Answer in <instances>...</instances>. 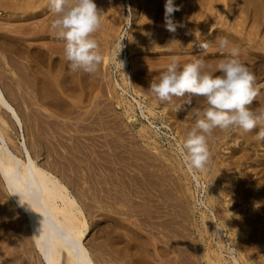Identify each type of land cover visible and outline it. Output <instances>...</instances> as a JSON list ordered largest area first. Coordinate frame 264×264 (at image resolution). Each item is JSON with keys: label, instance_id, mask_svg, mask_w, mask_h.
<instances>
[{"label": "rangeland", "instance_id": "374dc122", "mask_svg": "<svg viewBox=\"0 0 264 264\" xmlns=\"http://www.w3.org/2000/svg\"><path fill=\"white\" fill-rule=\"evenodd\" d=\"M14 1L13 0H0V44L2 43L0 45V86H1V88H2V90L4 92V94H5L6 98H8V101L16 109V111H17V113H18V115H19V117L21 119L22 127H18L15 124L14 120L10 117V115L8 113L4 112V111H3L4 112L3 113L1 108H0V114H1L0 116L4 115L3 118H5L6 114H7V117L5 119H3L5 122L0 120L1 121L0 123H2V124H0V129L3 130V133L5 134V138L8 140L10 148L13 151H16L17 153L16 152L15 153L19 157H21L23 159H24V154H23L24 151H23V147H22L21 142L24 139L26 144H27V146H28V148L30 149V151L33 152L32 153L33 156H37V158H36L37 162L44 169L50 170L51 172L54 171L53 172L54 174H56L57 176L59 175L58 177L64 183H66L68 185V187L70 188V190H71L72 194L75 196V198L77 200H80L78 202L83 207L85 218L88 221L89 226H90L89 231L85 235V238H84L83 241L86 244V246L89 248V250L91 251V255L95 259V263L96 264H137V263L140 262L139 264H146V263L147 264L148 263L149 264H153V263H155V264H163V263H161V261L163 259L162 262H166L168 260V262H166L164 264H167V263L168 264H174V263L180 264L178 262H182V264H183V262H186V264H189V263H191V264H208V260L205 257V253L209 252L210 255H213V252L217 251V252H222L223 258L225 259L226 263H232L233 264L232 255H236L237 257H239L241 264H264V249L261 248V245H263L262 247H264V225H263L264 224V219L263 220L261 219V218H264L263 217L264 214L260 213V211L261 212L264 211V209L261 210V208L264 207V197H263L264 196V194H263V192H264V187H263L264 186V149L262 150V148H264V142H261L259 144V146H257V147L261 148V144H263L262 148H261L262 151L259 148H257V147H254V150H253V148H248V149H250V151L248 149H247L248 151L247 150H243L242 146H245L246 143L242 142L243 139L240 137V133L243 134V132H244L242 129L230 128L228 130H220V129L217 128V129H215L213 131V133L208 138V146H209V150H210V160H209L208 164L206 165V170L203 171V172H200V171H197V170L189 171V169L185 166V164H184V162H183V160L181 158V155L178 152V147H179L180 144H182L184 142L187 131L190 130L191 126L194 123V120H193L192 116L188 115L189 111L191 110L190 108L195 107L197 105L200 106V107L206 106V104L204 102V99L202 97H198L195 100L196 97L195 98L193 97L192 98V104L189 105V104L184 102V101L187 100L188 96L190 95V94L186 93L185 97H183V99L182 98H176V99L174 98L172 100V102H167V101L159 100L153 93L148 91L150 83L152 82V80L154 78L158 79L159 76H160L159 74H161V72L167 70L168 65L171 63V59H170V62L168 60L169 58H171L170 57L171 55L172 56L173 55L175 56L176 54H177L176 56L180 55L179 64H180V67L182 68L185 64L193 62L194 58H203V59H205V57H204L205 53L207 51H210V50L205 51L203 48H201L200 45H198V46L195 45L196 47L192 48L193 45H184L183 47H180V46H176V45H173V44L171 45L170 44V45H165V49L168 48L167 50L163 49L165 51L164 52H160L161 49L160 50L159 49L156 50L155 48H152L151 45H142L141 43H136L134 41H132V43L129 42L130 41V37H129L128 33L131 32V30L130 29H126L127 25H126V23L124 21V18H122V17H124L125 13L126 14L128 13L127 4L129 3L132 6V9H131L132 15H130L131 22H133L134 24H136L138 26V24H139L138 22H140L141 17L144 14H146V13L149 15V17H151V20H152L153 24H155L160 19V17L164 18V4L166 3L165 2L166 0H153L154 2H152V0H141V1L140 0H116V1L112 0V2H110L109 0H108L109 2L107 0H94L96 5L98 4L97 5L98 10H100L102 12V9H103L102 17H104V18L101 17L103 19V20H101V24H102V22L104 24L105 20L108 21L110 19V16L115 15L116 14L115 13L116 10H117L118 19H120V21L123 19L122 21H124V22H121V24L119 25V27H118V31L119 32L117 34L116 33H107V31H102V30L106 29L104 27L106 25L104 24V26L102 27V25H103L102 24L100 26L99 30H98V33H97V31L94 32L96 36H94V34L92 33L90 38L94 39L93 38V36H94L96 41L100 40L99 43L97 41V43L99 44L98 45L99 47L102 44L106 47V49H105L104 46L102 45L103 47L101 46L100 50L102 51V49H103L104 51L103 52L99 51V52L101 53L102 57H103L104 54H105V56L107 55L106 56L107 58H108L109 50L112 48L113 44H115L118 41L119 37H121L125 41L128 51H129V49H128L129 46H132L134 48V50L132 51L133 53L132 52H128V55H127L129 57V62L126 65V67H127L126 69L128 71L127 74L124 75L125 71L122 69V66L120 64H118V61H121L125 57V52L127 50H123V51L117 52V54L113 57L112 60L110 59V61H108L106 59L107 60L106 63H105V58H104L105 56H104L103 59H102V61L103 60L104 61L102 63H103V65L105 67H103L102 63H100L101 64L100 66L103 67V69L98 65L97 70L94 73H88V74L86 72H84L83 70H80V71L78 70L76 72L70 71L69 67H67L69 65L68 64L69 61L66 59V61H67L66 64L67 65L64 64L62 66L60 72L57 71L59 74L57 73L58 75H56V73H55V76L54 75L53 76L49 75L48 72H46L47 71V65L45 64V62L42 64V62H39V60L35 59L31 55L32 49H31L30 52L27 50V48L25 49V47H32L33 46V42L32 41H34V42L38 41L37 39H35L37 37H35L36 34L34 33V30H33L35 28L34 25L41 24V22H40L41 20L43 22H45V21L47 22V20H50L49 24H52V22L55 19H57V14L54 16L53 12L50 9V5H49L50 4V0L42 1V5H40L39 7L36 6L38 4H35V3H37L35 1H38V0H32V1L31 0H27L28 2L25 0L23 3H22V0H20V1L16 0L15 2ZM185 1H186V3H185ZM230 1L227 0V2H229L230 4L232 3V4L230 5L229 3L226 2L225 8H224L225 11H223V15L221 17L223 22L225 23L227 21V23H225L223 26H220V27L217 26L218 30H220L218 35H221V36L229 35V37L227 36V38H229V41L233 40L234 42L235 41L236 42L234 44H232L233 42H231L230 45L227 48L223 49V50L219 48V45L215 46V47L213 46V45H216L217 43L216 44H212L211 47H209V48H212V46H213V48H215V51L220 53V54L218 53L219 55H216V54L213 53L212 57H211L212 60H208L207 62H205L206 63L205 70L211 72L214 75L219 74L218 70H217V65L223 58H225L229 54V49L228 48H230L231 46H238L239 49H240V52H242L243 50H244L243 51L244 53L246 52L244 55H243V53H242V55L240 53L239 56L241 55L240 57H242V58H239V59L249 69H250V67L253 66V63H254L252 51H256V50L259 51L256 47H254V48L250 47V45L248 43V39L249 38H247L248 36L246 35L248 30L250 29V23L249 22H251L250 21L251 17L249 16V14L251 13L252 8L254 7L253 6V1L246 0L247 4H246L245 13L244 12L240 13L239 11H237V5L235 3L236 0H230ZM5 2H7V4ZM13 2H14V4L16 6H17V4H19L18 2H21L22 3L21 6L23 5V7H20L18 5L16 7L18 9L13 11L12 7L15 6L14 4H13L14 6H12ZM32 2H33V5H32ZM97 2H99V3H97ZM201 2H202V0L199 1L197 3V5L196 4L194 5L191 2L188 3L187 0H175V4L181 9V10H179L180 12L177 11V12H179V14L178 13L176 14V12H175V14H173L174 22H175V19L180 17V18H178L176 20L178 22L180 21L178 23V25H180V26H178V27H180V28L182 27V29H183L184 26H187V24H189V23L191 24L192 22H194V20H196V18L198 16V13H201L203 10H205V7H204L203 3H201ZM10 3H11V5H10ZM24 3H25V5H24ZM26 3L29 6H27ZM100 3H101V5H100ZM111 3L113 4V6H112ZM138 3H140V4H138ZM45 4H46V6H43ZM198 4L201 5V6H199V8H196V7H198ZM138 5H140V6L142 5V6L140 7ZM229 5L231 6V8H230L231 10L229 9ZM257 5H258V7L260 5L261 9H264V0H260V2L257 3ZM24 6H25V8H24ZM30 6H31V8H30ZM101 6H103L104 8L101 7ZM158 6H160V7H158ZM189 6L192 8V10H190V12H188L189 8H190ZM36 7H37V9H36ZM16 8L14 7V9H16ZM21 8H22V10H21ZM145 8H146V10H144ZM112 9H114V11ZM228 9L231 12H229ZM105 10H107V11H105ZM184 10H187V11L184 12ZM227 10L231 14H229L227 12ZM104 11L107 12V13H104ZM159 11H160V13H159ZM50 12H51V14H50ZM37 13H38V16H40L42 18L38 17ZM45 13H47L46 14L47 17L44 18L43 15H45ZM142 13H143V15H142ZM187 13H189V14H187ZM190 13H191L192 17L190 15ZM227 13H228V15H226ZM232 13H234V14H232ZM105 14L108 15V18L106 17L107 19L105 18ZM109 14H110V16H109ZM49 15H51V16H49ZM179 15H182V16H179ZM187 16L190 17V18H187ZM225 16H226V18H225ZM235 16H236V18L238 17L239 18L238 19L239 22H241V26H240V30L241 31L240 32L237 31L235 28H233V26L236 25V22L234 21L236 19ZM239 16H242V18H240ZM152 17H153V19H152ZM246 17H247V19H246ZM38 18H40L39 21H37ZM193 18H194V20H193ZM232 18H233V21H232ZM243 18L245 19V21H244ZM187 19H189L188 22L185 21ZM35 20H36V22H35ZM263 20H264V18H263ZM107 21H106V23H107ZM37 22H38V24H37ZM184 22H185V25L183 24ZM242 22H244V23H242ZM31 25H33V29H32ZM103 28H105V29H103ZM26 29H27V33L28 34L26 33ZM224 29H226L225 30L226 32L224 31ZM23 30H25V33L22 32ZM224 33H226V34H224ZM45 34L47 36L44 35V39H41V40L44 41V40L51 39L49 41H52L53 43H55V42H57V39H58V43H62L63 47L65 49V42L63 40L57 38V30L52 29L51 32H46ZM49 34H51V35H49ZM233 34H234L235 37L233 36ZM1 35L3 36V38H2ZM31 35H33L34 37L31 36ZM101 35L102 36L107 35V37L106 36L102 37ZM52 36H53V38H52ZM4 37H5V39H4ZM13 37H14L15 40L20 42V44L17 45L18 46L17 47L18 51H14L16 49V47L13 46L12 43L8 42L9 40L6 41V39H10L11 41H13L14 40ZM24 37H25L26 40L24 39ZM27 37H29V38H27ZM237 38H239L240 42L237 41L238 40ZM2 40H4L3 41L4 44L6 43L5 45H3ZM41 40H39V42H36V43L40 45ZM149 40H151V37L149 38ZM258 40H261V38H258ZM21 41H22V43H21ZM23 41L27 42V44L25 42L23 43ZM29 41H30V43H32V45H30ZM213 41H215V39H213ZM213 41L211 43H214ZM101 42H102V44H101ZM21 44L23 45V47L21 46ZM24 44H26L27 46H25ZM6 45H8V46H6ZM3 46H5V47H3ZM10 46H11V48H7V47H10ZM19 46L24 48V50L22 48H19ZM136 46H137V48H136ZM138 46L139 47L141 46V47L139 48ZM185 46L188 47L189 49L185 48ZM247 46H248V48H246ZM2 47L4 49L5 48L8 49L9 51H7L6 49L4 51ZM245 48H246V50H245ZM19 49H21L22 51L19 50ZM152 49H154V50H152ZM98 50H99V48H98ZM142 50L144 51L145 54L143 53ZM178 50H179V52H178ZM224 50H225V53H227V54L223 55V57H219V56H221L222 53H224ZM11 51H12V53H11ZM137 51L138 52L139 51L142 52L141 54L143 56L141 54H139ZM156 51L159 52V53H156ZM188 51H189V54H188ZM18 52L20 54H18ZM21 52L25 54L24 57H23V54ZM175 52H176V54H174ZM180 52H182L183 54L180 53ZM148 53H150V54H148ZM155 54H159V55H155ZM246 54H247V57L249 55V58H245L244 57V56H246ZM3 55L6 57V59L9 57V59H7V60H12L13 59L14 61H12V62L9 61V65H5ZM13 55L14 56L17 55V56L14 58ZM139 55H141V56H139ZM251 55H252V57H251ZM26 56L27 57L29 56V58L28 59L25 58ZM10 57H13V58L10 59ZM19 57H21V59ZM167 57H169V58H167ZM22 58H23V60H22ZM144 58L145 59L148 58L151 61L148 60V59L146 61V60H144ZM166 58H167L168 61L166 60ZM152 59H154L155 61L152 60ZM162 59H163V61L165 60L164 61L165 63L162 61ZM217 60H218V62H216ZM30 61H31V63H30ZM210 61L213 64H211ZM153 62H156V66H155V63L153 64ZM160 62H163V63L161 64ZM12 63L14 65H12ZM15 63H16V65H19V63H21L23 66L20 65L19 67L17 66V68H14V67H16ZM159 63H160V65H158ZM24 64L25 65L27 64L25 66L26 68L24 67ZM30 64H31V66H30ZM44 64H45V66H44ZM140 64H141V66H140ZM148 65H150V66L148 67ZM33 66L36 67L37 69L33 68ZM151 66H153L154 68L151 67ZM42 67H43V69H42L43 71H41ZM18 68H19V70H18ZM28 68L29 69L33 68V69H30V71L29 70L26 71V69H28ZM98 68H101L102 70L101 69L98 70ZM105 68L107 70V73H106V70H104ZM149 68L152 69V70H150ZM137 69H138V71H137ZM148 69H149V71H148ZM34 70H38V71L35 72ZM63 70H66V72L64 71V73L66 75L65 74L63 75ZM23 71L25 73H23ZM98 71H100V72H98ZM134 71H136V72H134ZM139 71L140 72L142 71V73H140ZM28 72H31V73L28 74ZM34 72H35V74H34ZM44 72H46V73H44ZM78 72L83 73V74H80ZM102 72H104V73H102ZM36 73H38V74L36 75ZM105 73H106V75H105ZM108 73H109V75H108ZM136 73H138V77H137ZM40 74L41 75L44 74V75L41 76ZM71 74L74 77L76 75V77L72 78ZM97 74H99L100 76L97 75ZM101 74H102V76H101ZM143 74H147V75L144 76ZM31 75H32V77H31ZM34 75L35 76L39 75L38 77H40V76L41 77L40 78H38V77L34 78L33 77ZM48 75H49V77H52L51 79L54 81V85L51 86L52 88H50V89H49V87L44 88L45 87L44 86L43 88L46 89V90H44L43 88L41 89L42 86L39 88L37 85L32 84V80H33V83L35 82V84H36V81H37L36 78H38L39 81H40V79L42 81V80H45L44 76L47 77ZM87 75L90 76L89 79L91 78L92 80L88 79V81H87V79H86V78H88ZM149 75L151 76V78L149 77ZM21 76H22V78H21ZM79 76H80V79H79ZM129 76H131L133 82H135L134 85L138 89V91L140 92L139 95L136 94L131 89L129 90V93H125V92L122 91V88L124 87V82H123L124 78L125 77L129 78ZM133 76H134V78L136 77L135 80H134ZM146 76H147L148 79L151 80L150 82L148 81V79L146 80ZM263 76H264V73H262L261 75H258L256 77L257 79H256L255 83L259 87H258V94H257L256 98L254 99L253 104L251 105L252 108H257V107H263L264 106V105H262V104H264L263 103L264 99H262V101H261L262 103L261 102L259 103V101L261 100L262 95L264 94V91H263L264 90V79H263L264 77ZM66 77H68V78H66ZM70 77L73 80L70 79ZM102 77H103V79H101ZM109 77H110V79H109ZM31 78H32V80H31ZM65 78H66V80H65ZM98 78H99V80H98ZM105 78H107L106 81L104 80ZM142 78H143V80H139V79H142ZM68 79L71 82H69ZM81 79L85 80V82H83V80H81ZM22 80H23V83H22ZM24 80L26 82V85H25ZM17 81H18V83H16ZM19 81H20V84L22 83L24 86H27V87L25 88L23 85L20 86ZM65 81H68V82H65ZM81 81L83 82L82 85H81ZM86 81L87 82L90 81L89 82L90 85ZM100 81H103L102 85H105L104 88L106 87V89H103L102 86L99 87V85H101L100 83H102ZM108 81H110V82H108ZM60 82H61V84L65 82L64 83L65 85H68V83H71V84H69L68 85L69 87L67 88L63 84H62V86H65V87H62L60 85ZM95 82H98L99 85H97L98 83L95 85ZM107 82L110 83V84H108ZM136 83H138L139 88L136 86ZM139 83H142V85L139 84ZM146 83H147V85H146ZM85 84H86V87L83 88V86H85ZM87 84H88V86H87ZM91 84L93 86H96L95 90H94V87H92ZM31 85H32L33 88L31 87ZM70 86H73L72 90H71ZM36 87H37V89H36ZM98 87H99V92L97 90ZM107 87L111 91L113 90L112 91V95H113V92H114V96H111V93H110L111 91H109L107 89ZM53 88L55 89V91H54ZM61 88H63V90H61ZM87 88H89V90ZM39 89H40L41 92L44 90L43 94H45L46 93L45 91H47V97L50 94V92H51L50 96L52 95V91L55 94H53L51 96L52 99H51V97L50 98L48 97L50 100L49 99L47 100L46 99L47 98L46 94L43 96L42 93H38V92H40V91H38ZM48 89L49 90L53 89V90L52 91H48ZM90 89H91V91H90ZM102 89H103L102 92H104V94H102V92H101ZM35 90H37V91H35ZM70 90L72 91V95H68V94H71ZM73 90H74V92L76 90H78V92L76 91V93H79L80 95L77 94L76 96H74L76 93H74ZM85 91H87V92H86V95L84 96ZM94 91H96V93H94ZM108 91L110 93L109 95H107ZM115 92H116V95H115ZM56 93H58L59 95L56 96ZM40 94L42 96H40ZM38 95L40 97L44 98V102L46 104L43 102L42 98L38 97ZM96 95H97V98H96ZM54 96H56L55 99H54ZM78 96H80V99H79ZM87 96H88V99L90 97H92L91 100L89 99L90 102L89 101L86 102V100H88ZM77 97H78V102H77V99H76ZM37 98L38 99L40 98V99L37 100ZM116 98H118L117 102L115 100ZM262 98H264V95H263ZM57 99H58V102H56ZM82 99H83L84 102H82ZM95 99H97L98 101L95 100ZM138 99H140L142 101H145V103H147V104L149 103L151 105V107H152V113L148 112L146 110V108H143V110L145 111L144 115H143L142 112H141V109H140V107H139V105H138V103L136 101ZM52 100H53L54 104H56V103L58 104L57 107H56L57 104L53 105L51 103ZM59 100H62L60 102H63V105L64 104L65 105L63 106L62 103L60 105ZM65 100L67 101V103L65 102ZM156 100L160 104L159 103L154 104ZM38 101H40V102H38ZM91 101L92 102L94 101L93 102L94 104ZM95 101L97 103H95ZM99 101H100V103H98ZM152 101H153V104H152ZM85 102H86V104H84ZM175 102H178V104L175 103ZM68 103L71 104V105L69 106ZM117 103H119V105H117ZM128 103L134 106V111L129 109V116L126 113V110H127L126 108H129ZM161 104H165V105H161ZM180 104H181L180 107L183 108V109L179 108L177 110V107ZM257 104H258V106L256 107ZM72 105H73V107L70 108ZM142 105H144V104H142ZM43 106H45L46 109H44ZM61 106H62L63 109L61 108ZM64 107L65 108L69 107V108H68V110H66ZM89 107H92V108H89ZM93 107H94V110H93ZM95 107H96V109H95ZM58 108H61V109L59 110ZM84 108L86 110H84ZM71 109H73L74 112ZM79 109L80 110L83 109L84 111L83 110L80 111ZM63 110H64V113H63ZM87 110H88V112H87V115H86V111ZM60 111L62 112L63 115L60 114L61 113ZM83 112H85L84 116L86 118L82 116ZM66 114H69L68 115L69 117L67 116L68 119L64 120V119H66L65 118ZM79 115H81L82 117L79 116ZM88 115H91V116L93 115V116L91 117V116H88ZM38 117H40V118H38ZM0 118H2V117H0ZM36 118H37V120H36ZM47 118H49V120H51V121H49ZM83 118H85V119H83ZM88 118L89 119L92 118V119L88 120ZM38 119H40V120H38ZM41 119L43 121H45V120L48 121L47 123H46V121H45V123L43 122L46 125H43V123L40 122V121H42ZM36 121H38V123ZM61 121H62V123H61ZM64 121H67V123L64 122ZM48 123H50V125L47 126ZM36 124H38V125H36ZM40 124L43 125V126H41ZM85 124H87V128H86ZM120 124H121V126H119ZM141 124L145 125L147 127V130L152 132V133H150V135H152L153 137H155L157 139L158 147L162 151L165 152V156L166 157L165 156L162 157L160 155H156V153H154L155 151H152L151 149L147 150L149 148L145 144L144 137H141L139 135V133H137L139 131V128H140ZM1 125H2V128H1ZM260 125L264 126V123H261ZM39 126H41V127L39 128ZM102 126L104 128H102ZM113 126H116V128L115 127L113 128ZM117 126H119L120 129H119V127L117 128ZM3 127H5V128H3ZM107 127H109V128H107ZM77 128L79 129V131H78ZM84 128H86L87 131H85L86 129L84 130ZM114 130H115V132H117V134L115 132H112ZM117 130L120 131V132L118 133ZM240 130H242V132ZM4 131H6V132H4ZM120 133H121V135H120ZM257 133H258V131H256L255 134H257ZM123 135L125 136V138L123 137ZM132 135L134 136V138H132ZM58 138H60V139H58ZM127 138H129V139H127ZM239 138H240V140H239ZM98 139H100V140H98ZM102 139H104L103 143L101 141ZM110 139L111 140L112 139L113 140L116 139V141H114L115 143L112 142ZM60 141H62L63 143H61ZM97 141L98 142L101 141V145ZM51 142H54L55 145L53 144L54 145L53 146ZM95 142H97V143H95ZM104 142L108 143V144H105ZM118 142H119V144H117ZM123 143H126L124 145H126L127 147L124 146ZM243 143H244V145H243ZM131 144H133V145H131ZM136 144H137V147H136ZM142 144H143V147L141 148ZM59 145H61V147L62 146H64V147L61 148ZM112 145H115L113 147H115L116 149L112 148L114 150H111L110 148L112 147ZM128 145L129 146L130 145L134 146V148L133 147H128ZM139 145H140V147H139ZM56 147L61 148V149H58ZM123 147H125V148H123ZM138 147L140 149H142V152H141V150ZM38 148H39V150H38ZM108 148H109V150H107ZM100 149H101V151H100ZM117 149L119 151L118 154L116 153ZM134 149H136V150H134ZM138 149H139V151H137ZM144 149L147 150V152L148 151L153 152V154L148 152L149 153L148 156H150V157H148V156L146 157V155L148 153L147 152L145 153ZM57 150L59 151V153H60V151L62 152V153H60L59 156L61 157V154H62V157H63L64 160H62L61 158L59 159L58 156H56V158H55V155L59 154L57 152ZM103 150H104V152H103ZM128 150H130L131 152L128 151ZM143 150H144V155H143ZM237 150H240V151H237ZM251 150H253V151L256 150V151L253 152ZM95 151H97V152L95 153ZM120 151L121 152L123 151V152L121 153ZM134 151H136V152H134ZM244 151L245 152L247 151L249 153L247 154ZM98 152H99V154H98ZM101 152L104 153V156H100L99 157L100 154L103 155V153H101ZM110 152H111V154H110ZM233 153H235V154H233ZM52 154H54V156ZM63 154H64V156H63ZM95 154H98L97 156L99 158ZM123 154H124V156H123ZM131 155H133L134 157H137V158L141 157L140 161L142 162V164H141L140 161H138V159H136L134 157L132 158ZM171 155H172V158H174V159L168 160V158H170L169 156H171ZM52 156H53V158L55 160L57 158H58V160L54 161ZM111 156H113V157H111ZM121 156H123V157L121 158ZM126 156H128V157H126ZM129 157H131V158H129ZM152 157L154 158V160H153ZM65 158H69V159H67L69 161L65 160ZM95 158H98V159L95 160ZM118 158L120 159V161H119ZM157 158H158V160H155ZM164 158H165V160H164ZM52 159H53V161H52ZM100 159H102L101 161H104V162H102L104 164L103 167L107 164V166H105L107 169H105V167H104V170L107 171V173H105V171L103 172L101 168H98L99 165L102 164L99 161ZM150 159H152V160H150ZM160 159H161V161H160ZM234 159H235V162L237 164H235V162L233 161ZM49 160H51V161H49ZM71 160H73L74 162L72 161L73 163H71ZM78 160H79V162H78ZM96 161H99L100 164L97 163ZM115 161L116 162L119 161L118 162L119 165H117V163H115ZM124 161H126V163ZM128 161H130V162H128ZM143 161H146V163L148 161V164L146 165V163L143 162ZM93 162H95L96 164L93 163ZM151 162H153L154 164L151 163ZM49 163H50V165H49V167L47 166L48 167L47 168L46 165H48ZM55 163H56V165H55ZM63 163H65L66 165L63 164ZM88 163H89V165H91L93 163L94 164V165L92 164L93 167L94 166L96 167L97 164H98V166L96 168L94 167L96 169V171H95V169L93 167L88 166L87 165ZM111 163H112V165H111ZM127 163H129V164L131 163L130 166ZM231 163H234V165H236V166L233 167V164H231ZM149 164H151V165H149ZM152 164H153V166H152ZM224 164H225V166H223ZM227 164H228V166H227ZM58 165H61V166H59V168H58ZM109 165H110L109 169L112 170L115 167L114 168L115 170L113 169L112 171L111 170L109 171L108 170V166ZM123 165H125V166H123ZM161 165H163V166L161 167ZM64 166L65 167L68 166L67 167L68 169L64 168ZM146 166H147V169H146ZM178 166L182 167L183 169L182 170L178 169L175 172L173 170V168L174 167L177 168ZM100 167H102V165ZM138 167H140L141 169L138 168ZM144 167H145V170H144ZM167 167H168V169H167ZM228 167H230V168H228ZM232 167H233V169H232ZM240 167L243 170H241ZM57 168H58V170H57ZM137 168H138V170H137ZM156 168H159V169H157V171H156L155 170ZM160 168L162 169V171H161ZM65 169L68 172H66ZM92 169H94V170H92ZM169 169L171 171H169ZM239 169L242 172H240ZM61 170L63 172H65L64 174H67V176L66 175H62L61 173H59ZM124 170L126 171V173H125ZM146 170H147V172H146ZM149 170L150 171L153 170V172L152 171L150 172ZM100 171L102 173H100ZM113 171H114V173L116 171L117 172L115 174L114 173L112 174ZM120 171H122V172H120ZM97 172L101 174V177H99L100 174L98 175ZM119 172L122 175H120ZM124 173H125V176H123ZM133 173H137L138 175L136 174V176H134L135 174H133ZM141 173H143V174H141ZM158 173L162 174V175H166L167 174L168 176L166 175V176L163 177L161 175V178H160V175L159 176L157 175ZM94 174L96 176L98 175V177H95ZM107 174L108 175L110 174V176H108ZM126 174L127 175L130 174V175H128L129 177ZM194 174H196V176H197L198 183L196 182ZM60 175H62V176H60ZM105 175H107V176H105ZM147 175H149V176H147ZM235 175H237V176H235ZM64 176L66 178H63ZM126 176L128 178H126ZM133 176L135 177V179L137 181H140V182L142 181L144 183L142 184V182L140 183V182H137V181L133 182V180H135ZM138 176H139L140 180L137 179ZM143 176L146 177V179L148 178L150 180L147 179L148 180V182H147V180L144 179ZM246 176L248 178H246ZM92 177L95 178V182L97 181L96 184H98L100 188L95 184V182L93 180L94 178H92ZM122 177H125L124 179H126V180L123 179L124 180L123 181L122 179H120ZM132 177H133V180H132ZM165 177H167V178H165ZM170 177H171V181L173 180L172 184H168L169 182L171 183V181H169ZM236 177H237V179H236ZM1 178H2V176L0 174V243H1L0 244V251L2 250V254L0 252V262H1V259H3L1 264H45L43 262V260L41 259L39 248L36 246L35 241H34V237H33V234H32V229H31L32 224H31V219H30L29 214L27 213V211L25 209H23L19 205L18 201L16 200V197H14L11 194V192L8 191L9 188L6 187V184H5L4 180H3V178L2 179ZM69 178L71 179V181H70ZM151 178H154V179H151ZM155 178H157V179H155ZM230 178L232 180H234V179H236V180L232 181ZM244 178H246L247 181H245L246 179H244ZM64 179H65V181L66 180L67 181L65 182ZM111 179H113V180H111ZM117 179L120 182H118ZM129 179H131V180H129ZM159 179H161V180H159ZM238 179H242L241 182ZM151 180L152 181L154 180V181L152 182ZM162 180H164V182ZM243 180L245 181L244 183H243ZM99 181H101L100 182L101 185H100V183H98ZM111 181L112 182L114 181V182L112 183ZM116 181H117V186L120 189H122L125 194L120 189H118L116 184H114ZM125 181H128V182H126V184L128 183L129 185H126ZM238 181H239L240 184L243 183V185L241 186L238 183ZM132 182L133 183L136 182L137 184H141V185H137V186L135 185L136 183L133 184V186H136V187H134V189L137 190V191H135V190H134V192L131 191V190H133L132 189L133 188ZM155 182H157L158 184L160 183L159 187H158V184L155 183ZM102 183H103L104 187L102 186ZM249 183H251V185H249ZM150 184H151V186H150ZM161 184H162V186H160ZM220 184H221V187H220ZM119 185H121V187L123 186V188H121ZM218 185H219V187H218ZM254 185H256L255 188H254ZM107 186H108V189H110V188L111 189L109 191H106L108 193L105 194V192H104L105 190L104 189L107 190V188H105ZM114 186L116 187V190H115ZM138 186L139 187L142 186V187L139 188ZM226 186H227V189H226ZM248 186H249L250 189L248 188ZM260 186H261V188H259ZM143 187H144V189H143ZM152 187L155 188V189L153 190ZM245 187H246V190H245ZM97 188H99V189L97 190ZM147 188H149L150 191L154 192L156 195L154 193H152V194H154V195H152L151 192L149 191V189H147ZM157 188H158V190H157ZM233 188H235L236 190H234ZM100 189H102V190H100ZM255 189H256V191H255ZM96 191L97 192L101 191V194L104 192L103 193L104 195L103 194L102 195L103 196H107V197H108V194H109L110 198L112 197V200H107L109 197L108 198L107 197L106 198L105 197L104 198L101 197L102 195L98 194ZM251 191H252V193H250ZM78 192H80V193H78ZM221 192H222V194H221ZM244 192H246L249 195V197ZM74 193L77 194L78 196H76ZM137 193H139V196H141V197H139V196H138L139 198L136 197L138 195ZM140 193L141 194L143 193V197H142V195ZM96 194H98L97 196L99 198L96 196ZM112 194L115 195V197L112 196ZM120 194H122V195H120ZM250 194H251V196H250ZM254 194H256L257 196L254 195ZM258 194H259V197H258ZM210 196L213 197L212 198L213 199L212 202L210 201ZM261 196L263 198H261ZM117 197H118V199H116ZM240 197H242V198L244 197V198L243 199L241 198L242 199L241 200ZM257 197H258V199H257ZM100 198L102 199L103 202H105V205H104V203L102 201H100ZM260 198H261V200H260ZM120 199H121V201L123 199L122 203L120 202V205H121V207L125 206L123 208L124 210H122L121 208L120 209L118 208L119 207V205H118L119 203L118 202H114V200L115 201L116 200L120 201ZM150 199L152 200V202H151ZM226 199L228 200V202H231L229 206L233 207L232 211L230 212L231 216L229 215L230 216V218H229L230 222L233 223L231 228H233V227L237 228V226H238L237 235L239 234V236H236V237H233V238L228 233V230H227L226 227L223 228V230H221L220 233H217V232L215 233L214 232L215 223H213L212 219H211L213 217V212L218 217H220L222 219L225 218V214L222 211V207H223L222 202H223V200H226ZM237 199L240 200V201H238ZM245 199H248V200L244 201ZM128 200H129V202H128ZM132 200H134V201H132ZM153 200H156V201H153ZM236 200H237V203L238 202H241V203L237 204L235 202ZM109 201L113 202V203H111L112 205L115 203L113 206L110 205V206H112V207H110L111 209H109V207L106 208V206H109L108 204H110ZM124 201H125L126 204L128 203L129 205L128 204L126 205L124 203ZM242 201H243V203H242ZM257 201H258V203H257ZM139 202L140 203L144 202V204L143 205L141 204L142 206L141 205L140 206L139 205L134 206V207H136L135 210H134V207L132 205L130 206V204H133V203H134L133 205L140 204ZM145 203L148 204V205L151 204V205H149L150 208L148 206H146ZM234 203H236V204H234ZM123 204H124V206H123ZM156 204L159 205V206L158 205L157 206L160 209L156 206ZM262 204H263V207H261ZM115 205H116V207L118 208L119 211L116 210ZM233 205H235L236 208ZM236 205H239V206H236ZM249 205H251V206H249ZM253 205H255V206H253ZM85 206H87V207H85ZM145 206H146V208H143V210H145L144 212H146V214L150 215V217H153V218H150L144 212H141L142 207H145ZM153 206L157 207V211H155L156 208H154ZM113 207H115V208H113ZM130 207L131 208L133 207V209H131ZM138 207L139 208L141 207V209L139 210ZM151 207H153L154 209L151 210L152 209ZM258 207L260 208V211H259ZM87 208H89V210ZM126 208L127 209L129 208V209L127 210ZM147 208H148V210H147ZM250 208H252V210ZM149 209H150V211H153L154 215H153L152 212H151L152 214H150ZM125 210H127V211H125ZM243 210L246 211L247 213L246 212L244 213ZM249 210H250V212H249L250 214L248 213ZM99 211L101 212V215H100ZM147 211L149 213H147ZM154 211L156 212V214H155ZM215 211H217V212H215ZM165 212H167V213H165ZM218 212L221 213V214H219ZM238 212H239V214H238ZM252 212H255V213L257 212V214L254 215V213H252ZM168 213H171V214H168ZM175 213H176V215L178 213V215L180 217H178V215L175 216ZM234 213H237V214L234 215ZM133 214L136 215V216L133 217ZM159 214L161 216H159ZM247 214H249V215H247ZM127 215H128V217H127ZM129 215L132 216V217H129ZM256 215H258V216H256ZM184 216L186 218L185 221H184V219H185ZM203 216L208 218V221H209L208 227H206L203 224ZM250 216L251 217L253 216L252 218H254V220H255L254 222H256L255 224L253 222L255 228H253V225H251L250 226L251 229L248 227V225H244L245 222H246V224L249 223V225L252 224V221H250V220L248 221V219H252ZM125 217H126V219H125ZM240 217H241V219H239ZM115 218L117 220L118 219L120 220L122 218V220L116 221ZM140 218H142L141 220H143L145 218L146 221H144L145 220L144 219L143 222H142L141 220H139ZM245 218H247V219H245ZM258 219H260V220H258ZM18 220H19V222H18ZM124 220H128V222L126 221L127 224L124 223L125 225L123 224ZM236 220H238V221H236ZM148 221L151 223L150 224L151 226L148 225L149 224ZM163 221L168 226L172 225L173 227L172 226L171 227L173 229L170 230L171 227L166 228L167 226L166 227L164 226L165 224L162 223ZM167 221H169L171 223L168 224L169 222H167ZM218 221H220V219H218ZM110 222L112 224L111 225L112 227L109 224ZM120 222H122L121 224L123 226H120L121 225ZM153 222H155V223H153ZM156 222L157 223L160 222L162 224V226L160 225V223H159V225H157ZM236 222L237 223H241V224L243 223L242 225L244 226V229H243V226L241 224H240L241 225L240 226ZM107 223H108V225H107ZM114 223H115L116 226L113 225ZM234 224L237 225V226H235ZM259 224H261L262 227ZM129 225H131V226H129ZM152 225H153V228H152ZM114 226L115 227L119 226V227L115 228ZM246 226L248 227L247 230H246V228H247ZM99 227L100 228L102 227V228L100 229ZM98 228L100 230H98ZM111 228H112V230H111ZM126 228L130 229V232ZM115 229H117V230H115ZM124 229H126L127 232H125ZM131 229L133 230V232H135V235L137 234L136 237H138V235H141V236H139L140 239L137 238L138 239L137 240L134 237L135 235H134V233L132 232ZM242 229L244 230V232L245 231H247V232L246 233L242 232L243 231ZM253 229L255 231H253ZM104 230H106L107 232H105ZM205 230H207L208 234L206 233ZM99 231H100V234H99ZM118 231H121L122 234L120 232H118ZM240 234H241L242 237L240 236ZM248 234H249V236H248ZM127 236H129V237H127ZM131 236L134 237L135 239L134 238L131 239L130 238ZM247 236L248 237L251 236L250 237L251 239H249ZM261 237L263 239L261 241H259V242H256ZM177 239H179V240H177ZM146 240H148L147 243H146ZM168 240H170V241H168ZM175 240H177L178 244L174 242ZM248 240H250L249 242L251 243V246L253 245V247H250V244H248L249 243ZM98 242H100V245H99ZM149 242L151 244H149ZM165 242L166 243L168 242V244H166ZM173 242H174V244H173ZM246 242H248V243H246ZM261 242H262V244H260ZM253 243L257 244V246H255V244H253ZM157 244H159L158 247H157ZM169 244H170V247L172 245H174L175 248H179V247L180 248L177 249V251H176V249L173 246H172L173 248L171 247L172 249L170 247H168ZM166 245H167V247H165ZM99 246H100V248H99ZM254 246L256 247V249L254 248ZM146 247H149V248H146ZM229 247L232 250H229ZM241 247H243V248H241ZM244 247H246V248L250 247V248H247L249 251L246 250V248H244ZM257 247H259L260 249L259 248L257 249ZM157 248L162 250V252L159 251ZM168 248L171 249L170 250L171 253H169L170 256L167 253H165V252H167V250H169ZM251 248H252V250H251ZM173 249L175 251H172ZM155 250H158V251L155 252ZM163 250H164V252H163ZM178 250L179 251L181 250V252L179 253ZM152 251H154L155 255H154V253H152ZM150 252H151V255H152L151 257L149 255ZM157 252L158 253L160 252L159 254H161L162 256L157 254ZM177 252H178L179 255L177 254ZM163 253H165V254H163ZM180 254H182L181 257L183 256L182 259H181V257L179 258ZM154 256L156 257V258H154L155 260L152 259ZM164 256H166L168 258L169 257H173L171 259L174 260V262L171 261L170 258L169 259L168 258H164ZM1 257H3V258H1ZM175 257H177V258H175ZM190 257H191V259H190ZM183 258H184L185 261H183ZM147 259H150L153 263H151V261L149 262V260L147 262ZM179 259H181L182 261H180ZM138 260H139V262H138ZM192 260H193V262H192ZM187 261L189 263H187Z\"/></svg>", "mask_w": 264, "mask_h": 264}, {"label": "bare ground", "instance_id": "6f19581e", "mask_svg": "<svg viewBox=\"0 0 264 264\" xmlns=\"http://www.w3.org/2000/svg\"><path fill=\"white\" fill-rule=\"evenodd\" d=\"M14 1V0H13ZM16 1V0H15ZM14 1V2H15ZM18 1V0H17ZM20 1V0H19ZM25 0H22V3L24 2ZM27 1V0H26ZM32 1V0H31ZM42 1H45V0H38V1H35V2H37V3H35V4H38V5H36L37 7H39L40 5H42ZM108 1V0H107ZM110 2H112V0H109ZM108 1V2H109ZM116 1V0H115ZM141 1V0H140ZM139 1V2H140ZM199 1H201V0H187V2L188 3H192V4H196L197 5V3L199 2ZM230 1V0H229ZM250 1H253V8H252V11H251V13L249 14V16L251 17V22H249L250 23V29L248 30V32H247V38H249L248 39V43H249V45H250V47L251 48H254V47H256L259 51H252V54H253V61H254V63H253V66L252 67H250V70L253 72V74L255 75V77H257L258 75H261L262 73H264V20H263V18H264V9H261V7H260V5H259V7H258V5H257V3H259L260 2V0H250ZM258 1V2H257ZM10 2V1H9ZM14 2L12 3V6H14L15 4H14ZM28 2V1H27ZM114 2V1H113ZM145 2V1H144ZM147 2V1H146ZM152 2H154L153 0H152ZM164 2V1H163ZM166 2V1H165ZM182 2V1H181ZM226 2H227V0H202V2L201 3H203V5H204V7H205V10H203L201 13H198V16H197V18H196V20H194V18H193V20H194V22H192L191 24L189 23V24H187V26H184L183 27V29H182V27L180 28V27H177V29H176V31L173 33V32H169L167 29H166V27H165V22H164V18L163 17H160V19L155 23V24H153V22H152V20H151V17H149V15L146 13V14H144L143 15V13H142V17H141V19H140V22H138L139 24H138V26L136 25V24H134L133 22H131V19H130V15H132V11H131V9H132V6L128 3L127 4V8H128V13L126 14L125 13V15H124V17H122V18H124V21H125V23H126V25H127V27H126V29H130L131 30V32H129L128 33V35H129V37H130V41L129 42H131L132 43V41H134V42H136V43H141L142 45H151V47L152 48H155L156 50H160L161 49V51L160 52H164L165 50H167V49H165V45H176V46H180V47H183L184 45H193L192 46V48L193 47H196L195 45H201L202 43H204V42H209V43H211L212 41H213V39H216V37L217 36H221V35H218V33H219V31L220 30H218V27H220V26H223L225 23H227V21L224 23L223 22V20H222V15H223V11H225V5H226ZM231 2V1H230ZM235 2V1H234ZM233 2V3H234ZM262 2V1H261ZM6 4H7V2H5ZM19 4H17V6L19 5L20 7H23V5L21 6V2H18ZM49 3V2H48ZM97 3H99V2H97ZM149 3V2H148ZM178 3V2H177ZM185 3H186V1H185ZM227 3H229V2H227ZM236 5H237V11H239L240 13L241 12H244L245 13V10H246V4H247V1L246 0H236ZM4 4V3H3ZM5 4V5H6ZM14 4V5H13ZM112 4V3H111ZM138 4H140V3H138ZM153 4V3H152ZM200 4V3H199ZM198 4V7H196V8H199V6H201V5H199ZM230 4V3H229ZM232 4V3H231ZM230 4V5H231ZM10 5H11V3H10ZM24 5H25V3H24ZM26 5H27V3H26ZM31 5V4H30ZM32 5H33V2H32ZM50 5V4H49ZM98 5V4H97ZM100 5H101V3H100ZM163 5V4H162ZM229 5V9L231 8V6ZM16 5L14 6L15 8L17 7ZM27 6H29V5H27ZM26 6V7H27ZM43 6H46V4L45 5H43ZM48 6V5H47ZM112 6H113V4H112ZM138 6H140V5H138ZM142 6V5H141ZM140 6V7H141ZM155 6V5H154ZM187 6V5H186ZM14 7H12V9H13V11L14 10H17L18 8H16V9H14ZM19 7V8H20ZM37 7H36V9H37ZM49 7V6H48ZM101 7H103V6H101ZM147 7V6H146ZM158 7H160V6H158ZM181 7V6H180ZM190 7V6H189ZM233 7V6H232ZM263 7V6H262ZM24 8H25V6H24ZM28 8V7H27ZM30 8H31V6H30ZM45 8V7H44ZM98 8V7H97ZM104 8V7H103ZM155 8V7H154ZM153 8V9H154ZM186 8V7H185ZM191 8V7H190ZM189 8V11L188 12H190V10H192V8L190 9ZM29 9V8H28ZM33 9V8H32ZM49 9V8H48ZM152 9V8H151ZM156 9V8H155ZM154 9V10H155ZM158 9V8H157ZM184 9V8H183ZM228 9V10H229ZM20 10V9H19ZM21 10H22V8H21ZM46 10V9H45ZM44 10V11H45ZM113 11H114V9H112ZM144 10H146V8L144 9ZM159 10V9H158ZM181 10V9H180ZM228 10H227V12H228ZM231 10V9H230ZM229 10V12H231ZM100 11V10H99ZM105 11H107V10H105ZM104 11V13H107V12H105ZM153 11V10H152ZM185 11H187V10H184V12ZM46 12V11H45ZM109 12V11H108ZM111 12V11H110ZM140 12V11H139ZM180 12V11H179ZM179 12H176V14L178 13L179 14ZM228 12V13H229ZM35 13V12H34ZM40 13V12H39ZM42 13V12H41ZM48 13V12H47ZM47 13H45V15H43L44 16V18L45 17H47L46 16V14ZM102 13H103V9H102ZM115 15H112V16H110V14H109V16H110V19L107 21V20H105V22H104V24L106 25V26H104V24H103V22H102V27L104 26L105 28H103V29H105V30H102V31H107V33H118L119 31H118V27H119V25L121 24V22H124V21H120V19H118V16H117V10L115 11ZM149 13V12H148ZM156 13V12H155ZM159 13H160V11H159ZM182 13V12H181ZM228 13L226 14V15H228ZM243 13V14H244ZM36 14V13H35ZM49 14V13H48ZM50 14H51V12H50ZM119 14V13H118ZM175 14V13H174ZM183 14V13H182ZM187 14H189V13H187ZM193 14V13H192ZM225 14V13H224ZM229 14H231V13H229ZM232 14H234V13H232ZM237 14V13H236ZM42 15V14H41ZM53 15L55 16L56 14H54V12H53ZM120 15V14H119ZM140 15V14H139ZM190 15H191V13H190ZM37 16H38V13H37ZM49 16H51V15H49ZM53 16V17H54ZM122 16V15H121ZM175 16V15H174ZM179 16H182V15H179ZM247 16V15H246ZM36 17V16H35ZM38 17H40V16H38ZM101 17H102V15H101ZM108 18V15H106L105 14V18ZM112 17V18H111ZM191 17H192V15H191ZM240 18H242V16H239ZM40 18H42V17H40ZM40 18H38L37 19V21H39L40 20ZM52 18V17H51ZM102 18H104V17H102ZM101 18V20H103ZM106 18V19H107ZM120 18V17H119ZM178 18H180V17H178ZM177 18V19H178ZM187 18H190V17H188L187 16ZM225 18H226V16H225ZM234 18V17H233ZM233 18H232V21H233ZM235 18H236V16H235ZM245 18V17H244ZM243 18V19H244ZM49 19V18H48ZM152 19H153V17H152ZM177 19H175V22L176 23H179L178 21H176ZM192 19V18H191ZM239 18L237 17L234 21L236 22V25L235 26H233V28H235L237 31H241L240 30V26H241V22H239V20H238ZM246 19H247V17H246ZM155 20V19H154ZM153 20V21H154ZM174 20V19H173ZM188 20L189 19H187V20H185V21H187L188 22ZM227 20V19H226ZM106 21H107V23H106ZM134 21V20H133ZM191 21V20H190ZM225 21V20H224ZM231 21V22H232ZM244 21H245V19H244ZM35 22H36V20H35ZM41 22V24H38V22H37V24L38 25H34L35 26V28L33 29V25H31L32 26V29L34 30V33L36 34V36L35 37H37V38H35V39H37L38 41H36V42H39V40H41V39H44V35H46L45 33L46 32H51L52 31V27H51V24H49L50 23V20H47V22L45 21V22H43L42 20L40 21ZM39 22V23H40ZM248 22V21H247ZM233 23V22H232ZM242 23H244V22H242ZM246 23V22H245ZM184 25H185V22L183 23ZM234 24V23H233ZM243 25V24H242ZM248 25V24H247ZM218 26V27H217ZM101 27V28H102ZM29 29V28H28ZM31 29V28H30ZM31 29V30H32ZM182 29V30H181ZM220 29V28H219ZM226 29H224V31H225ZM20 31V30H19ZM222 31V30H221ZM236 31V32H237ZM23 33H25V30H23L22 31ZM32 32V31H31ZM226 32V31H225ZM26 33H27V29H26ZM53 33V32H52ZM97 33H98V31H97ZM104 33V32H103ZM28 34V33H27ZM94 34V36H96L95 35V33H93ZM224 34H226V33H224ZM241 34V33H240ZM239 34V35H240ZM3 35V34H2ZM1 35V36H2ZM34 35V34H33ZM33 35H31V36H33ZM49 35H51V34H49ZM53 35V34H52ZM103 35V34H102ZM101 35V36H102ZM111 35V34H110ZM215 35V36H214ZM217 35V36H216ZM9 36V35H8ZM12 36V35H11ZM47 36V35H46ZM45 36V37H46ZM93 36V35H92ZM93 36V38L95 39V37ZM98 36V35H97ZM104 36H106L107 37V35H104ZM104 36H102V37H104ZM225 36V35H224ZM226 36H228L229 37V35H226ZM231 36V35H230ZM233 36H234V34H233ZM242 36V35H241ZM15 37V36H14ZM14 37H13V39H14ZM34 37V36H33ZM56 37V36H55ZM91 37V36H90ZM151 37V40H149V38ZM235 37V36H234ZM240 37V36H239ZM246 37V36H245ZM244 37V38H245ZM2 38H3V36H2ZM27 38H29V37H27ZM32 38V37H31ZM52 38H53V36H52ZM57 38H58V36H57ZM97 38V37H96ZM113 38V37H112ZM258 38H261V40H258ZM4 39H5V37H4ZM12 39V38H11ZM12 39V40H13ZM24 39H25V37H24ZM33 39V38H32ZM34 39V40H35ZM49 39V38H48ZM98 39V38H97ZM104 39V38H103ZM106 39V38H105ZM229 39V38H228ZM234 39V38H233ZM236 39V38H235ZM238 40L237 41H239L240 42V40H239V38H237ZM7 40H9L8 42H10V43H12V45L13 46H15L16 47V49L14 50V51H18V46L17 45H19L20 44V42L19 41H17V40H13V41H11L10 39H6V41ZM26 40V39H25ZM49 40H51V39H49ZM49 40H41V43H40V45L39 44H37L36 42H34V41H32L33 42V46L32 47H25V49L27 48V50L30 52L31 51V49H32V51H31V55L35 58V59H37V60H39V62H42V64L45 62V64L47 65V71L46 72H48V74L49 75H54L55 76V73H56V75H58L59 73L57 72V71H59L60 72V70H61V68H62V66L65 64V65H67L66 63H67V61H66V57H65V52H64V47H63V44L62 43H58V39H57V42H55V43H53L52 41H49ZM62 40V39H61ZM111 40V39H110ZM231 40V39H230ZM247 40V39H246ZM4 40H2V42H3ZM98 41V40H97ZM96 41V42H97ZM100 41V40H99ZM99 41H98V43H99ZM25 41H23V43H24ZM61 42V41H60ZM164 42V43H163ZM213 42H215V41H213ZM230 42H233L232 44H234L235 42L232 40V41H230ZM21 43H22V41H21ZM26 44H27V42H25ZM29 43H30V41H29ZM35 43V44H34ZM58 43V44H57ZM97 43V44H98ZM2 44V43H1ZM0 44V45H1ZM6 44V43H5ZM4 44V42H3V45H5ZM26 44H24L25 46H27ZM101 44H102V42H101ZM130 44V43H129ZM213 44H216V43H213ZM9 45V44H8ZM8 45H6V46H8ZM11 45V46H12ZM30 45H32V43H30ZM29 45V46H30ZM99 45V44H98ZM103 45V44H102ZM101 45V46H102ZM230 45V44H229ZM11 46L10 47H7V48H11ZM12 46V47H13ZM21 46L23 47V45L21 44ZM100 46V47H101ZM104 46V45H103ZM102 46V47H103ZM214 47L215 46H218V44H216V45H213ZM213 46H212V48H208V50H210V51H207L206 53H205V62H207L208 60H212L211 59V57H212V54L214 53V54H216V55H219L220 53L219 52H216L215 51V48H213ZM3 47H5V46H3ZM2 47V48H3ZM22 47H20L19 46V48H22ZM100 47H99V51H101L100 50ZM139 47V46H138ZM141 47V46H140ZM139 47V48H140ZM143 47V46H142ZM150 47V48H151ZM164 47V48H163ZM211 47V46H210ZM232 47V46H231ZM230 47V48H231ZM14 48V47H13ZM12 48V49H13ZM104 48L106 49V47L104 46ZM136 48H137V46H136ZM135 48V49H136ZM185 48H188V47H186L185 46ZM230 48H228L229 50H230ZM246 48H248V46L246 47ZM246 48H245V50H246ZM6 49V48H5ZM5 49L3 48V50L5 51ZM11 49V50H12ZM23 50H24V48H22ZM129 51L127 50V47H126V43H125V41L121 38V37H119V39H118V41L115 43V44H113V46H112V48L109 50V52H108V58L105 56V54L103 55V57L105 58V63L107 62V60L108 61H110V59L112 60L113 59V57L117 54V52H120V51H123V50H127L126 52H125V57L120 61V62H122L123 63V67H122V69L125 71L124 72V75L125 74H127V67H126V65L128 64V62H129V57L127 56L128 55V52H132L133 50H134V48L132 47V46H129ZM147 49V48H146ZM163 49H165V50H163ZM173 49V48H172ZM175 49V48H174ZM179 49V48H178ZM189 49V48H188ZM7 51H9L8 49H6ZM19 50H21V49H19ZM108 50V49H107ZM106 50V51H107ZM151 50V49H150ZM149 50V51H150ZM152 50H154V49H152ZM227 50V49H226ZM250 50V49H249ZM22 51V50H21ZM104 50L102 49V51L101 52H103ZM105 51V52H106ZM143 51V50H142ZM148 51V50H147ZM169 51V50H168ZM181 51V50H180ZM244 51V50H243ZM240 52L241 53V55H242V53H243V55L246 53H244V52ZM27 52V51H26ZM138 52V51H137ZM155 52V51H154ZM178 52H179V50H178ZM186 52V51H185ZM7 53V52H6ZM11 53H12V51H11ZM22 53V52H21ZM133 53V52H132ZM139 54H141L142 52H138ZM143 53H144V51H143ZM156 53H159V52H157L156 51ZM171 53V52H170ZM180 53H182V52H180ZM179 53V54H180ZM187 53V52H186ZM219 53V54H218ZM18 54H20L19 52H18ZM23 54V57H24V53H22ZM59 54V55H58ZM130 54V53H129ZM145 54V53H144ZM148 54H150V53H148ZM162 54V53H161ZM165 54V53H164ZM173 54V53H172ZM174 54H176V52L174 53ZM183 54V53H182ZM188 54H189V51H188ZM227 53H225V50H224V53H222L221 54V56H219V57H223V55H226ZM251 54V53H250ZM27 55V54H26ZM58 55V56H57ZM142 55V54H141ZM141 55H139V56H141ZM147 55V54H146ZM155 55H159V54H155ZM177 55V54H176ZM175 55V56H176ZM185 55V54H184ZM240 55V56H241ZM2 56V55H1ZM14 56V55H13ZM17 55H15L14 56V58L16 57ZM143 56V55H142ZM149 56V55H148ZM154 56V55H153ZM161 56V55H160ZM163 56V55H162ZM167 56V55H166ZM174 56V55H173ZM186 56V55H185ZM239 56V58H242V57H240ZM3 57H4V62H5V65H9V61L10 62H12V61H14L12 58L13 57H10V59H12V60H7V59H9V57L6 59V57L3 55ZM134 57V56H133ZM138 57V56H137ZM146 57V56H145ZM152 57V56H151ZM170 57H172V55L170 56ZM179 57H180V55H179ZM182 57V56H181ZM217 57V56H216ZM245 58H249V55H248V57H247V54H246V56H244ZM251 57H252V55H251ZM20 59H21V57H19ZM18 58V59H19ZM25 58H29V56L27 57H25ZM136 58V57H135ZM139 58V57H138ZM143 58V57H142ZM158 58V57H157ZM167 58H169V57H167ZM167 58H166V60H167ZM214 58V57H213ZM218 58V57H217ZM19 59V60H20ZM107 59V60H106ZM148 59V58H147ZM147 59H145L144 58V60H146L147 61ZM160 59V58H159ZM216 59V58H215ZM220 59V58H219ZM16 60V59H15ZM18 60V61H19ZM22 60H23V58H22ZM134 60V59H133ZM139 60V59H138ZM137 60V61H138ZM148 60H150V59H148ZM152 60H154V59H152ZM169 60V62H170V58L168 59ZM167 60V61H168ZM21 61V60H20ZM34 61V60H33ZM104 61V60H103ZM102 61V62H103ZM151 61V60H150ZM155 61V60H154ZM159 61V60H158ZM162 61H163V59H162ZM165 61V60H164ZM163 61V62H164ZM166 61V62H167ZM101 62V63H102ZM139 62V61H138ZM141 62V61H140ZM163 62H160L161 64L163 63ZM216 62H218V60L216 61ZM25 63V62H24ZM30 63H31V61H30ZM33 63V62H32ZM110 63V62H109ZM148 63V62H147ZM155 63V66H156V62H153V64ZM158 63V62H157ZM160 63L158 64V65H160ZM165 63V62H164ZM210 63H211V61H210ZM45 64H44V66H45ZM69 64V63H68ZM118 64H119V62H118ZM139 64V63H138ZM150 64V63H149ZM211 64H213V63H211ZM11 65V64H10ZM12 65H14L13 63H12ZM20 65H22L21 63H19V65H16V63H15V66L16 67H14V68H17V66L19 67ZM27 65V64H26ZM25 64H24V67L26 66ZM35 65V64H34ZM60 65V66H59ZM101 64H99V66H100ZM102 65H103V63H102ZM106 65V64H105ZM23 66V65H22ZM30 66H31V64H30ZM122 66V65H121ZM140 66H141V64H140ZM150 65H148V67H149ZM209 66V65H208ZM13 67V66H12ZM28 67V66H27ZM65 67V66H64ZM68 67V66H67ZM101 67V66H100ZM103 67H105L104 65H103ZM103 67H101L102 69H103ZM137 67V66H136ZM143 67V66H142ZM147 67V66H146ZM151 67H153V66H151ZM21 68V67H20ZM26 68V67H25ZM33 68H35V69H37L36 67H34L33 66ZM33 68H30V69H33ZM101 68H98V70L99 69H101ZM154 68V67H153ZM13 69V68H12ZM30 69L28 68V69H26V71L27 70H29L30 71ZM40 69V68H39ZM43 69V67L41 68V71H43L42 70ZM101 69V70H102ZM140 69V68H139ZM145 69V68H144ZM150 69V68H149ZM149 69H148V71H149ZM159 69V68H158ZM161 69V68H160ZM18 70H19V68H18ZM21 70V69H20ZM104 70H106V68L104 69ZM136 70V69H135ZM142 70V69H141ZM150 70H152V69H150ZM155 70V69H154ZM164 70V69H163ZM12 71V70H11ZM35 72L36 71H38V70H34ZM40 71V72H41ZM64 71L66 72V70H63V75L65 74L64 73ZM71 71V70H70ZM80 71V70H79ZM133 71V70H132ZM137 71H138V69H137ZM147 71V70H146ZM157 71V70H156ZM32 72V71H31ZM31 72H28V74L29 73H31ZM35 72H34V74H35ZM39 72V73H40ZM46 72H44V73H46ZM73 72V71H72ZM98 72H100V71H98ZM134 72H136V71H134ZM140 72V71H139ZM154 72V71H153ZM161 72V71H160ZM164 72V71H163ZM23 73H25L24 71H23ZM33 73V72H32ZM58 73V74H57ZM70 73V72H69ZM78 73H80V72H78ZM102 73H104V72H102ZM106 73H107V70H106ZM106 73H105V75H106ZM140 73H142V71L140 72ZM149 73V72H148ZM156 73V72H155ZM162 73V72H161ZM38 73H36V75H37ZM68 74V73H67ZM73 74V73H72ZM71 74V75H72ZM80 74H83V73H80ZM88 74V73H87ZM96 74V73H95ZM132 74V73H131ZM137 74V77H138V73H136ZM135 74V75H136ZM26 75V74H25ZM41 75V74H40ZM42 75H44V74H42ZM41 75V76H42ZM49 75L47 76V77H45L44 76V78H45V80H42L41 81V79H40V81H39V79L38 78H40V77H38V76H33L34 78L35 77H38V78H36L37 79V81H36V84H35V82L33 83V80H32V78H31V80H32V84H34V85H37L39 88L41 87V89L44 87V88H47V87H49V89L50 88H52L51 86H53L54 85V81L51 79L52 77H49ZM66 75V74H65ZM97 75H99V74H97ZM108 75H109V73H108ZM140 75V74H139ZM144 76L145 75H147V74H143ZM156 75V74H155ZM160 75V74H159ZM88 76V75H87ZM95 76V75H94ZM100 76V75H99ZM101 76H102V74H101ZM104 76V75H103ZM142 76V75H141ZM154 76V75H153ZM157 76V75H156ZM30 77V76H29ZM31 77H32V75H31ZM58 77V76H57ZM64 77V76H63ZM74 76L72 75V78H73ZM75 77H76V75H75ZM74 77V78H75ZM89 77L90 76H88V78H86L87 79V81H88V79H89ZM107 77V76H106ZM140 77V76H139ZM149 77L151 78V76L149 75ZM260 77V76H259ZM264 77V76H263ZM20 78V77H19ZM21 78H22V76H21ZM43 78V77H42ZM66 78H68V77H66ZM66 78H65V80H66ZM71 77H70V79H72ZM83 78V77H82ZM108 78V77H107ZM107 78H105L104 80L106 81V79ZM133 78H134V76H133ZM136 78V77H135ZM135 78H134V80H135ZM141 78V77H140ZM145 78V77H144ZM35 79V80H36ZM61 79V78H60ZM79 79H80V76H79ZM101 79H103V77L101 78ZM100 79V80H101ZM109 79H110V77H109ZM148 78H147V76H146V80H147ZM157 79V78H156ZM257 79V78H256ZM264 79V78H263ZM262 79V80H263ZM20 80V79H19ZM73 80V79H72ZM77 80V79H76ZM81 80H83V79H81ZM89 80H92L91 78L89 79ZM98 80H99V78H98ZM138 80V79H137ZM139 80H143V78L142 79H139ZM158 80V79H157ZM30 81V80H29ZM62 81V80H61ZM68 81H69V79H68ZM68 81H65V82H68ZM75 81V80H74ZM86 81V82H87ZM111 81V80H110ZM110 81H108V82H110ZM148 81L150 82L151 80L150 79H148ZM24 82H25V80H24ZM31 82V81H30ZM41 82V83H40ZM59 82V81H58ZM64 82V83H65ZM69 82H71V81H69ZM83 82H85V80H83ZM82 81H81V85H82V83H83ZM90 82V81H89ZM89 82H87V83H89ZM100 82H102V83H100L101 85H99V83L98 82H95V85L97 84V85H99V87L100 86H102V88L103 89H106V87L104 88V86L105 85H102L103 84V81H100ZM107 82V83H108ZM124 87L122 88V91L123 92H125V93H129V90L131 89V90H133L136 94H138L139 95V91H138V89L135 87V82H133V80H132V77L131 76H129V78L127 77H125L124 78ZM143 82V81H142ZM261 82V81H260ZM259 82V83H260ZM16 83H18V81L16 82ZM22 83H23V80H22ZM20 84V81H19V84H20V86L21 85H23V84ZM64 83H62L63 85H65ZM114 83V82H113ZM112 83V84H113ZM258 83V84H259ZM262 83V82H261ZM28 84V83H27ZM41 84V85H40ZM62 84H61V82H60V85L62 86ZM69 84H71V83H68V85ZM108 84H110V83H108ZM107 84V85H108ZM111 84V85H112ZM116 84V83H115ZM139 84H141L142 85V83H139ZM25 85H26V82H25ZM68 85H65L67 88L69 87ZM89 85H90V83H89ZM92 85V84H91ZM110 85V86H111ZM140 85V86H141ZM145 85V84H144ZM146 85H147V83H146ZM149 85V84H148ZM24 86V85H23ZM60 86V87H61ZM65 86H62V87H65ZM87 86H88V84H87ZM136 86L139 88V86H138V83H136ZM25 88L27 87V86H24ZM31 87H32V85H31ZM71 87V90H72V87L73 86H70ZM76 87V86H75ZM86 87V84H85V86H83V88H85ZM92 87H94V90H95V87L96 86H93L92 85ZM99 87L97 88V90H98V92H99ZM143 87V86H142ZM33 88V87H32ZM43 88V89H44ZM66 88V89H67ZM81 88V87H80ZM110 88V87H109ZM114 88V87H113ZM121 88V87H120ZM141 88V87H140ZM35 89V88H34ZM36 89H37V87H36ZM48 89V91H52V90H49ZM65 89V90H66ZM88 90H89V88H87ZM101 89V88H100ZM103 89L101 90V92L103 91ZM107 89H108V87H107ZM44 90H46V89H44ZM43 90V91H44ZM61 90H63V88H61ZM70 90V91H71ZM109 91H111L110 89H108ZM115 90V89H114ZM34 91V90H33ZM35 91H37V90H35ZM38 91H40V89L38 90ZM38 92V93H42V95L44 96L45 94H46V97H47V91H45L46 93L45 94H43L44 92ZM54 91H55V89H54ZM67 91V90H66ZM69 91V92H70ZM77 92H78V90H76ZM76 91L74 92V90H73V92L74 93H76ZM90 91H91V89H90ZM109 91H108V94L107 95H109L110 93H111V96H114V92H113V95H112V91L109 93ZM264 91V90H263ZM57 92V91H56ZM63 92V91H62ZM68 92V93H69ZM84 92V91H83ZM86 92L87 91H85V94H84V96L86 95ZM107 92V91H106ZM66 93V92H65ZM64 93V94H65ZM73 93V94H74ZM89 93V92H88ZM93 93V92H92ZM91 93V94H92ZM94 93H96V91H94ZM93 93V94H94ZM33 94V93H32ZM50 94H51V92H50ZM50 94L48 95V97L50 98L53 94H55L53 91H52V95L50 96ZM77 94H79V93H76L74 96H76ZM98 94V93H97ZM102 94H104V92H102ZM41 94H40V96H42ZM59 94L58 93H56V96H58ZM68 95H72V91H71V94H68ZM80 95V94H79ZM88 95V94H87ZM90 95V94H89ZM95 95V94H94ZM106 95V94H105ZM115 95H116V92H115ZM118 95V94H117ZM264 95V94H263ZM263 95H262V97H263ZM37 96V95H36ZM39 95H38V97H40ZM56 96H54V99L56 98ZM91 96V95H90ZM32 97V96H31ZM34 97V96H33ZM46 98L47 100L49 99V98ZM72 97V96H71ZM79 97V99H80V96H78ZM78 97L76 98L77 99V102H78ZM100 97V96H99ZM118 97V96H117ZM261 97V100L259 101V103L262 101V99H264V98H262ZM40 98H42V97H40ZM39 98V99H40ZM60 98V97H59ZM86 98V97H85ZM84 98V99H85ZM91 98L92 97H90L89 99L91 100ZM96 98H97V95H96ZM193 98V97H192ZM195 98V97H194ZM198 97H196L195 98V100L197 99ZM38 98H37V100H39ZM43 99V102H44V98H42ZM51 99H52V97H51ZM62 99V98H61ZM87 99H88V96H87ZM86 100V102H90V100ZM126 99V98H125ZM174 99V98H173ZM176 99V98H175ZM182 99H183V97H182ZM186 99V98H185ZM50 100V99H49ZM63 100V99H62ZM62 100H59V102L60 101H62ZM94 100V99H93ZM95 100H97V99H95ZM116 100V102H117V100H118V98H116L115 99ZM194 100V99H193ZM98 101V100H97ZM137 101V103H138V105H139V107H140V109H141V112H142V114L144 115V110H143V108H146V110L148 111V112H150V113H152V107H151V105L148 103H145V101H142V100H140V99H138V100H136ZM38 102H40V101H38ZM51 102V101H50ZM49 102V103H50ZM55 102V101H54ZM56 102H58V99H57V101ZM65 102L67 103V101L65 100ZM69 102V101H68ZM82 102H84L83 101V99H82ZM86 102L84 103V104H86ZM92 102V101H91ZM94 102V101H93ZM92 102V103H93ZM172 102V101H171ZM174 102V101H173ZM194 102V101H193ZM45 103V102H44ZM53 105H56V104H54L53 103V100H52V102H51ZM61 103H62V105H63V102H60V105H61ZM91 103V104H92ZM95 103H97L96 101H95ZM98 103H100V101L98 102ZM156 103H159L157 100L155 101V103L154 104H156ZM175 103H177L178 104V102H175ZM262 103V102H261ZM264 103V102H263ZM46 104V103H45ZM94 104V103H93ZM142 104H144V105H142ZM152 104H153V101H152ZM160 104V103H159ZM173 104V103H172ZM43 105V104H42ZM51 105V104H50ZM65 105V104H64ZM63 105V106H64ZM68 105L70 106L71 104H69L68 103ZM117 105H119V103H117ZM128 105H129V108H126L127 110H126V113L128 114V116H129V109H131L132 111H134V106L133 105H131V104H129L128 103ZM161 105H165V104H161ZM181 105V104H180ZM187 105V104H186ZM262 105H264V104H262ZM48 106V105H47ZM58 106V104L56 105V107ZM67 106V105H66ZM65 106V107H66ZM154 106V105H153ZM183 106V105H182ZM189 106V105H188ZM198 106V105H197ZM258 106V104L256 105V107ZM260 106V105H259ZM44 107V109H46L45 108V106H43ZM42 107V108H43ZM49 107V106H48ZM55 107V108H56ZM60 107V106H59ZM64 107V108H65ZM73 107V105L70 107V108H72ZM77 107V106H76ZM160 107V106H159ZM186 107V106H185ZM264 107V106H263ZM0 108H1V110H2V112L4 111V112H6V113H8L9 115H10V117L14 120V122H15V124L18 126V127H22V123H21V119H20V117H19V115H18V113H17V111H16V109L14 108V106L8 101V98H6V96H5V94H4V92H3V90H2V88H1V86H0ZM61 108H62V106H61ZM61 108H58L59 110L61 109ZM69 108V107H68ZM68 108H65L66 110H68ZM79 108V107H78ZM89 108H92V107H89ZM181 108V107H180ZM57 109V108H56ZM63 109V108H62ZM64 109V110H65ZM95 109H96V107H95ZM181 109H183V108H181ZM191 109V108H190ZM255 109V108H254ZM64 110H63V113H64ZM72 111H73V109H71ZM75 110V109H74ZM78 110V109H77ZM80 110V109H79ZM81 110H83V109H81ZM80 110V111H81ZM84 110H86L85 108H84ZM83 110V111H84ZM89 110V109H88ZM88 110L86 111V115H87V112H88ZM93 110H94V107H93ZM175 110V109H174ZM48 111V110H47ZM70 111V110H69ZM76 111V110H75ZM79 111V112H80ZM3 112V113H4ZM61 112V111H60ZM74 112V111H73ZM72 112V113H73ZM181 112V111H180ZM68 113V112H67ZM70 113V112H69ZM71 113V114H72ZM81 113V112H80ZM84 113L85 112H83V117H85L84 116ZM60 114H62V112L60 113ZM82 114V113H81ZM1 115V114H0ZM8 115V116H9ZM40 115V114H39ZM63 115V114H62ZM69 114H66L65 115V118L66 119H64V120H67L68 118H67V116H68ZM4 116V115H3ZM3 116H0V117H2V118H0V120H2V121H4L3 119H5L6 117H7V114H6V117L5 118H3ZM79 116H81V115H79ZM81 116V117H82ZM88 116H91V115H88ZM93 116V115H92ZM91 116V117H92ZM41 117V116H40ZM40 117H38V118H40ZM69 117V116H68ZM78 117V116H77ZM9 118V117H8ZM7 118V119H8ZM62 118V117H61ZM79 118V117H78ZM77 118V119H78ZM86 118V117H85ZM85 118H83V119H85ZM48 120H49V118H47ZM82 119V118H81ZM90 119H92V118H90ZM89 118H88V120H90ZM11 120V119H10ZM36 120H37V118H36ZM38 120H40V119H38ZM42 120V119H41ZM9 121V120H8ZM46 121V120H45ZM45 121H40V122H44L45 123ZM49 121H51V120H49ZM63 121V120H62ZM62 121H61V123H62ZM1 122V121H0ZM5 122V121H4ZM37 123H38V121H36ZM39 122V123H40ZM48 121H46V123H47ZM64 122H66L67 123V121H64ZM41 123V124H42ZM43 123V125H46V124H44ZM120 123V122H119ZM0 124H2V123H0ZM14 124V123H13ZM40 124V125H41ZM36 125H38V124H36ZM43 125H41V126H43ZM48 125H50V123H48L47 124V126ZM118 125V124H117ZM260 125V124H259ZM257 126L256 128H254L251 132H243V134H241L240 133V137L243 139V141L242 142H245L246 144H245V146H242V149L243 150H247L248 148H253V150H254V147H257V146H259V144L261 143V142H264V141H260V140H258L257 139V134H255L256 133V131H258L259 132V130L261 129V128H264V126H262V125H260V126ZM41 126H39V128L41 127ZM60 126V125H59ZM85 126H86V128H87V124H85ZM84 126V127H85ZM119 126H121V124L119 125ZM119 126H117V128L119 127ZM38 127V126H37ZM46 127V126H45ZM61 127V126H60ZM59 127V128H60ZM79 127V126H78ZM116 128V126H113V128ZM1 128H2V125H1ZM3 128H5V127H3ZM38 128V129H39ZM52 128V127H51ZM80 128V127H79ZM86 128H84V130L86 129ZM102 128H104L103 126H102ZM107 128H109V127H107ZM63 129V128H62ZM78 129V128H77ZM76 129V130H77ZM101 129V128H100ZM106 129V128H105ZM119 129H120V127H119ZM122 129V128H121ZM36 130V129H35ZM81 130V129H80ZM78 131H79V129H78ZM82 131V130H81ZM85 131H87V129L85 130ZM89 131V130H88ZM118 131V130H117ZM241 132H242V130H240ZM4 132H6V131H4ZM112 132H115V130L114 131H112ZM120 131H118V133H119ZM116 134H117V132H115ZM137 133H139V135L141 136V137H144V140H145V144L148 146V148L149 149H147V150H152V151H155L154 153H156V155H160V156H165V152L164 151H162L159 147H158V141H157V139L155 138V137H153L152 135H150V133H152V132H150V131H148L147 130V127L145 126V125H143V124H141V126H140V128H139V131L137 132ZM238 134V133H237ZM38 135V134H37ZM120 135H121V133H120ZM119 135V136H120ZM61 137V136H60ZM105 137V136H104ZM121 137V136H120ZM123 137L125 138V136L123 135ZM112 138V137H111ZM130 138V137H129ZM129 138H127V139H129ZM132 138H134V136L132 135ZM131 138V139H132ZM235 138V137H234ZM10 139V138H9ZM58 139H60V138H58ZM105 139V138H104ZM104 139H102L101 141H102V143H103V140ZM126 139V140H127ZM130 139V140H131ZM62 140V139H61ZM98 140H100V139H98ZM109 140V139H108ZM111 140V139H110ZM234 140V139H233ZM236 140V139H235ZM239 140H240V138H239ZM36 141V140H35ZM101 141H97L98 143H100V145H101ZM106 141V140H105ZM112 142H114V141H116V139L115 140H111ZM110 141V142H111ZM61 143H63L62 141H60ZM97 142H95V143H97ZM121 142V141H120ZM52 143V145L54 144L55 145V143L54 142H51ZM105 143V142H104ZM115 143V142H114ZM128 143V142H127ZM21 144H22V147H23V151H24V159L23 158H21V157H19L16 153V151H13L11 148H10V145H9V143H8V140L5 138V134L3 133V130H1L0 129V174H1V176H2V178H3V180H4V182H5V184H6V187H8L9 188V192H11V194L14 196V197H16V200L18 201V203H19V205L23 208V209H25L26 211H27V213L29 214V216H30V219H31V224H32V227H31V229H32V234H33V237H34V241H35V244H36V246L39 248V251H40V256H41V259L43 260V262L45 263V264H96L95 263V259L93 258V256L91 255V251L89 250V248L86 246V244L84 243V238H85V235L88 233V231H89V228H90V226H89V223H88V221L86 220V218H85V215H84V211H83V207L80 205V203L78 202V201H80V200H77L76 198H75V196L72 194V192H71V190H70V188L68 187V185L66 184V183H64L56 174H54L53 172H51L50 170H46V169H44L38 162H37V160H36V158H37V156H33V152H31L30 151V149L28 148V146H27V144H26V142H25V140L23 139V141L21 142ZM105 144H108V143H105ZM117 144H119V142L117 143ZM116 144V145H117ZM124 144H126V143H123V145ZM129 144V143H128ZM135 144V143H134ZM53 145V146H54ZM96 145V144H95ZM99 145V144H98ZM104 145V144H103ZM122 145V146H123ZM131 145H133V144H131ZM129 146L128 145V147H133L134 148V146ZM243 145H244V143H243ZM262 145L263 144H261V148H262ZM38 146V145H37ZM57 146V145H56ZM60 147H61V145H59ZM106 146V145H105ZM113 146H115V145H112V147L110 148L111 150H114V149H116L115 147H113ZM119 146V145H118ZM124 146H126V145H124ZM51 147V146H50ZM49 147V148H50ZM62 147H64V146H62ZM61 147V148H62ZM100 147V146H99ZM103 147V146H102ZM109 147V146H108ZM127 147V146H126ZM136 147H137V144H136ZM135 147V148H136ZM139 147H140V145H139ZM138 147V148H139ZM143 147V144H142V146H141V148ZM56 148H58V147H56ZM61 148H58V149H61ZM112 148H114V149H112ZM123 148H125V147H123ZM240 148V147H239ZM257 148H259V147H257ZM256 148V149H257ZM261 148H259L260 150H261ZM51 149V148H50ZM102 149V148H101ZM101 149H100V151H101ZM137 149V148H136ZM136 149H134V150H136ZM140 149V148H139ZM139 149L137 150V151H139ZM264 148H262V150H263ZM38 150H39V148H38ZM97 150V149H96ZM106 150V149H105ZM107 150H109V148L107 149ZM106 150V151H107ZM141 150V152H142V149H140ZM145 150V149H144ZM144 150H143V155H144ZM147 150H145V153L147 152ZM249 151H250V149H248ZM247 150V151H248ZM253 150H251V151H253ZM261 150V151H262ZM37 151V150H36ZM99 151V150H98ZM128 151H130V150H128ZM237 151H240V150H237ZM245 152V153H249V152ZM256 151V150H255ZM255 151H253V152H255ZM260 151V152H261ZM16 152V153H15ZM55 152V151H54ZM53 152V153H54ZM57 152L59 153V151L57 150ZM97 151H95V153H96ZM103 152H104V150H103ZM103 152H101V153H103ZM114 152V151H113ZM118 149H117V151H116V153L118 154ZM121 152V151H120ZM123 152V151H122ZM121 152V153H122ZM131 152V151H130ZM129 152V153H130ZM134 152H136V151H134ZM148 152H150V151H148ZM147 152V153H148ZM19 153V152H18ZM51 153V152H50ZM60 153H62L61 151H60ZM60 153L57 155H55V158H56V156H58L59 157V159L61 158L62 160H64L63 159V157H62V154H61V157L59 156L60 155ZM108 153V152H107ZM106 153V154H107ZM150 153H152L153 154V152H150ZM38 154V153H37ZM36 154V155H37ZM98 154H99V152H98ZM98 154H95L96 156L98 155ZM109 154V153H108ZM110 154H111V152H110ZM120 154V153H119ZM141 154V153H140ZM233 154H235V153H233ZM263 154V153H262ZM20 155V154H19ZM51 155V154H50ZM53 156H54V154H52ZM122 155V154H121ZM149 155V153L146 155V157ZM155 155V154H154ZM155 155V156H156ZM53 156H52V158H53ZM63 156H64V154H63ZM67 156V155H66ZM100 156H104V153H103V155L102 154H100L99 155V157ZM109 156V155H108ZM123 156H124V154H123ZM123 156H121V158L123 157ZM233 156V155H232ZM245 156V155H244ZM249 156V155H248ZM98 157V156H97ZM98 157V158H99ZM111 157H113V156H111ZM110 157V158H111ZM126 157H128V156H126ZM131 157L133 158L134 156L133 155H131ZM131 157H129V158H131ZM140 157V156H139ZM148 157H150V156H148ZM166 157V156H165ZM170 158H168V160H172V159H174V158H172V155L171 156H169ZM70 158V157H69ZM69 158H65V160H67V159H69ZM98 158H95V160L96 159H98ZM102 158V157H101ZM125 158V157H124ZM134 158H136V159H138V161H140L141 160V157L140 158H137V157H134ZM153 158V157H152ZM159 158V157H158ZM158 158L157 159H155V160H158ZM241 158V157H240ZM245 158V157H244ZM248 158V157H247ZM250 158V157H249ZM54 159V158H53ZM53 159H52V161H53ZM103 159V158H102ZM102 159H100L99 161L102 163V162H104V161H101ZM119 159V158H118ZM117 159V160H118ZM126 159V158H125ZM128 159V158H127ZM237 159V158H236ZM243 159V158H242ZM56 160H58V158L56 159ZM55 159H54V161H56ZM111 160V159H110ZM145 160V159H144ZM150 160H152V159H150ZM153 160H154V158H153ZM164 160H165V158H164ZM49 161H51V160H49ZM61 161V160H60ZM67 161H69V160H67ZM73 160H71V163H73L72 162ZM99 161H96L97 163H99ZM108 161V160H107ZM119 161H120V159H119ZM118 161V162H119ZM122 161V160H121ZM131 161V160H130ZM130 161H128V162H130ZM136 161V160H135ZM160 161H161V159H160ZM167 161V160H166ZM234 162H235V159L233 160ZM240 161V160H239ZM238 161V162H239ZM246 161V160H245ZM58 162V161H57ZM56 162V163H57ZM78 162H79V160H78ZM118 162H116L115 161V163H117V165H119L118 164ZM125 163H126V161H124ZM141 162V161H140ZM139 162V163H140ZM143 162H145L146 163V161H143ZM155 162V161H154ZM163 162V161H162ZM54 163V162H53ZM56 163H55V165H56ZM60 163V162H59ZM91 163V162H90ZM93 163H95V162H93ZM92 163V164H93ZM109 163V162H108ZM113 163V162H112ZM112 163H111V165H112ZM123 163V162H122ZM136 163V162H135ZM151 163H153V162H151ZM44 164V163H43ZM63 164H65V163H63ZM92 164L91 165H89V163L87 164L88 166H90V167H93L92 166ZM96 164V163H95ZM100 164V163H99ZM106 164V163H105ZM110 164V163H109ZM127 164H129V163H127ZM131 164V163H130ZM130 164H129V166H130ZM141 164H142V162H141ZM148 164V161H147V163H146V165ZM154 164V163H153ZM153 164H152V166H153ZM176 164V163H175ZM231 164H233V167L234 166H236V165H234V163H231ZM235 164H237L236 162H235ZM49 165H50V163L48 164V165H46V167L48 166L49 167ZM54 165V164H53ZM66 165V164H65ZM71 165V164H70ZM94 165V164H93ZM102 165V167H103V163L102 164H100L99 165V167L98 168H101L102 169V171L104 172L105 170H104V167L105 166H107V164L102 168V167H100ZM149 165H151V164H149ZM160 165V164H159ZM172 165V164H171ZM45 166V165H44ZM59 166H61V165H58V168H59ZM97 166H98V164H97ZM96 166V167H97ZM123 166H125V165H123ZM128 166V165H127ZM163 165H161V167H162ZM166 166V165H165ZM223 166H225V164L223 165ZM227 166H228V164H227ZM226 166V167H227ZM230 166V165H229ZM47 167V168H48ZM54 167V166H53ZM68 167V166H67ZM67 167H65L64 166V168H67ZM73 167V166H72ZM95 167V166H94ZM93 167V168H94ZM95 167V168H96ZM109 167H110V165L108 166V170L110 171L111 169H109ZM160 167V166H159ZM173 167V166H172ZM233 167H232V169H233ZM58 168H57V170H58ZM94 168V169H95ZM113 168V167H112ZM115 168V167H114ZM113 168V169H114ZM135 168V167H134ZM138 168H140V167H138ZM138 168H137V170H138ZM143 168V167H142ZM164 168V167H163ZM228 168H230V167H228ZM50 169V168H49ZM68 169V168H67ZM75 169V168H74ZM94 169H92V170H94ZM105 169H107L106 167H105ZM112 169V170H113ZM141 169V168H140ZM139 169V170H140ZM146 169H147V166H146ZM157 169H159V168H156L155 170L157 171ZM161 169V168H160ZM167 169H168V167H167ZM166 169V170H167ZM178 169H183L182 167H180V166H178L177 168L176 167H174L173 168V170L176 172ZM240 169H241V167H240ZM239 169V170H240ZM52 170V169H51ZM66 170V169H65ZM71 170V169H70ZM100 170V169H99ZM111 170V171H112ZM115 170V169H114ZM117 170V169H116ZM119 170V169H118ZM135 170V169H134ZM144 170H145V167H144ZM241 170H243V169H241ZM240 170V172H242ZM62 171V170H61ZM59 172V173H61L62 175H66L67 176V174H64L65 172ZM95 171H96V169H95ZM98 171V170H97ZM108 171V172H109ZM125 171V170H124ZM150 171V170H149ZM152 172H153V170H151ZM150 171V172H151ZM159 171V170H158ZM161 171H162V169H161ZM169 171H171L170 169H169ZM189 171H191V170H189ZM66 172H68L67 170H66ZM90 172V171H89ZM117 172V171H116ZM115 172V173H116ZM120 172H122V171H120ZM120 172H119V174H120ZM146 172H147V170H146ZM56 173V172H55ZM58 173V174H59ZM98 173V172H97ZM100 173H102L101 171H100ZM100 173H98V175L100 174ZM105 173H107V171H105ZM114 173V171L112 172V174ZM114 173V174H115ZM125 173H126V171H125ZM125 173H124V175L123 176H125ZM129 173V172H128ZM162 173V172H161ZM165 173V172H164ZM133 174H135L134 176H136V174L137 173H133ZM141 174H143V173H141ZM179 174V173H178ZM62 175H60V176H62ZM95 175V174H94ZM98 175L96 176L95 175V177H98ZM108 175V174H107ZM107 175H105V176H107ZM120 175H122V174H120ZM127 175V174H126ZM128 175H130V174H128ZM127 175V176H128ZM138 175V174H137ZM158 176L160 175V178H161V175L162 174H157ZM156 175V176H157ZM167 175V174H166ZM166 175H162L163 177L164 176H166ZM170 175V174H169ZM206 175V174H205ZM244 175V174H243ZM242 175V176H243ZM104 176V175H103ZM108 176H110V174L108 175ZM126 176V178H128ZM133 176V177H134ZM147 176H149V175H147ZM154 176V175H153ZM168 176V175H167ZM235 176H237V175H235ZM99 177H101V174L99 175ZM133 177H132V180H133ZM144 177V176H143ZM194 177H195V179H196V182L198 183V179H197V176H196V174H194ZM1 178V179H2ZM63 178H66L65 176L63 177ZM68 178V177H67ZM92 178H94V177H92ZM105 178V177H104ZM103 178V179H104ZM125 177H122V178H120V179H124ZM131 178V177H130ZM137 178V177H136ZM158 178V177H157ZM157 178H155V179H157ZM165 178H167V177H165ZM246 178H248L247 176H246ZM246 178H244V179H246ZM70 179V178H69ZM97 179V178H96ZM99 179V178H98ZM110 179V178H109ZM116 179V178H115ZM119 179V178H118ZM117 179V180H118ZM119 179V180H120ZM134 179H135V177H134ZM137 179H139V176H138V178ZM144 179H146V177H144ZM148 179V178H147ZM146 179V180H147ZM151 179H154V178H151ZM170 180L169 181H171V177L169 178ZM231 179V178H230ZM236 179H237V177H236ZM236 179H234V180H236ZM94 180V182H95V178L93 179ZM101 180V179H100ZM111 180H113V179H111ZM118 180V182H120ZM124 180H126V179H124ZM123 180V181H124ZM129 180H131V179H129ZM128 180V181H129ZM140 180V179H139ZM148 180H150V179H148ZM148 180H147V182H148ZM159 180H161V179H159ZM165 180V179H164ZM164 180H162L163 182H164ZM167 180V179H166ZM232 180V179H231ZM230 180V181H231ZM234 180H232V181H234ZM238 180H240V182H241V180L242 179H238ZM64 181H65V179H64ZM67 181V180H66ZM65 181V182H66ZM69 181V180H68ZM70 181H71V179H70ZM103 181V180H102ZM109 181V180H108ZM122 181V182H123ZM128 181H125V184H126V182H128ZM134 181H137L136 179L135 180H133V182ZM152 181V180H151ZM150 181V182H151ZM154 181V180H153ZM152 181V182H153ZM156 181V180H155ZM158 181V180H157ZM173 181V180H172ZM172 181H171V183L169 182L168 184H172ZM245 181H247V179L245 180ZM244 180H243V183L245 182ZM74 182V181H73ZM101 181H99L98 183H100ZM112 182V181H111ZM114 182V181H113ZM112 182V183H113ZM131 182V181H130ZM129 182V183H130ZM132 182V186H133V184H135V183H133ZM137 182H140V181H137ZM142 182V181H141ZM140 182V183H141ZM166 182V181H165ZM251 182V181H250ZM76 183V182H75ZM74 183V184H75ZM97 183V181L95 182V184ZM111 183V184H112ZM124 183V182H123ZM144 182H142V184H143ZM155 183H157V182H155ZM162 183V182H161ZM237 183V182H236ZM238 183H239V181H238ZM243 183H239L241 186L243 185ZM69 184V183H68ZM107 184V183H106ZM109 184V183H108ZM114 184H116V186H117V181L114 183ZM158 184V183H157ZM160 184V183H159ZM159 184H158V187H159ZM256 184V183H255ZM259 184V183H258ZM71 185V184H70ZM98 187H99V185L98 184H96ZM100 185H101V183H100ZM124 185V184H123ZM126 185H129L128 183L126 184ZM136 186L137 185H141V184H135ZM149 185V184H148ZM164 185V184H163ZM238 185V184H237ZM249 185H251V183H249ZM5 186V185H4ZM102 186H103V183H102ZM113 186V185H112ZM120 187H121V185H119ZM136 186H133V190H131V191H133L134 192V187H136ZM144 186V185H143ZM150 186H151V184H150ZM154 186V185H153ZM157 186V185H156ZM160 186H162V184L160 185ZM171 186V185H170ZM224 186V185H223ZM255 186L256 185H254V188H255ZM258 186V185H257ZM104 187V186H103ZM102 187V188H103ZM115 187V186H114ZM113 187V188H114ZM118 187V186H117ZM139 187V186H138ZM140 187H142V186H140ZM139 187V188H140ZM148 187V186H147ZM218 187H219V185H218ZM220 187H221V184H220ZM264 187V186H263ZM74 188V187H73ZM100 188V187H99ZM99 188H97V190L99 189ZM105 188H107V190L106 189H104L105 191V194L106 193H108V192H106V191H109L110 189H108V186L107 187H105ZM121 188H123V186L121 187ZM153 188V187H152ZM239 188V187H238ZM248 188H249V186H248ZM258 188V187H257ZM259 188H261V186L259 187ZM118 189H120L119 187H118ZM130 189V188H129ZM128 189V190H129ZM142 189V188H141ZM140 189V190H141ZM143 189H144V187H143ZM147 189H149V188H147ZM155 188H153V190H154ZM226 189H227V186H226ZM225 189V190H226ZM234 190H236L235 188H233ZM250 189V188H249ZM100 190H102V189H100ZM115 190H116V187H115ZM122 192H123V190L122 189H120ZM139 190V191H140ZM157 190H158V188H157ZM162 190V189H161ZM239 190V189H238ZM237 190V191H238ZM243 190V189H242ZM241 190V191H242ZM245 190H246V187H245ZM254 190V189H253ZM260 190V189H259ZM135 191H137V190H135ZM143 191V190H142ZM145 191V190H144ZM149 191H150V189H149ZM236 191V192H237ZM244 191V190H243ZM255 191H256V189H255ZM97 192V191H96ZM100 192V193H99ZM103 192V191H102ZM103 192V193H104ZM113 192V191H112ZM118 192V191H117ZM120 192V191H119ZM148 192V191H147ZM151 192V191H150ZM240 192V191H239ZM247 192V191H246ZM246 192H244V193H246ZM76 193V192H75ZM74 193V194H75ZM78 193H80V192H78ZM98 194H101V191H98L97 192ZM102 193V194H103ZM121 193V192H120ZM124 193V192H123ZM130 193V192H129ZM149 193V192H148ZM152 193H154V192H151V194ZM241 193V192H240ZM250 193H252V191L250 192ZM261 193V192H260ZM98 194H96V196L98 195ZM101 194V195H102ZM125 194V193H124ZM138 195L136 196V197H138L139 196V193H137ZM141 194V193H140ZM155 194V193H154ZM154 194H152V195H154ZM221 194H222V192H221ZM237 194V193H236ZM243 194V193H242ZM247 194V193H246ZM262 194V193H261ZM263 194H264V192H263ZM11 195V196H12ZM76 196H78L77 194H75ZM104 195V194H103ZM101 196V197H107V196ZM111 195V194H110ZM120 195H122V194H120ZM128 195V194H127ZM142 195V197H143V193L141 194ZM148 195V194H147ZM156 195V194H155ZM248 195V194H247ZM254 195H256V194H254ZM112 196H114L115 197V195H113L112 194ZM126 196V195H125ZM124 196V197H125ZM149 196V195H148ZM250 196H251V194H250ZM257 196V195H256ZM98 197V196H97ZM96 197V198H97ZM108 197L110 198V196H109V194H108ZM107 197V198H108ZM139 197H141V196H139ZM138 197V198H139ZM150 197V196H149ZM154 197V196H153ZM222 197V196H221ZM225 197V196H224ZM223 197V198H224ZM245 197V196H244ZM243 197V198H244ZM248 197H249V195H248ZM258 197H259V194H258ZM258 197H257V199H258ZM264 197V196H263ZM262 196H261V198H263ZM78 198V197H77ZM99 198V197H98ZM107 199V200H112V197L110 198V199ZM130 198V197H129ZM146 198V197H145ZM213 197L212 196H210V201L212 202L213 201V199H212ZM242 197H240V199H241ZM242 198V199H243ZM261 198H260V200H261ZM79 199V198H78ZM115 199V198H114ZM116 199H118V197L116 198ZM128 199V198H127ZM131 199V198H130ZM239 199V198H238ZM237 199V200H238ZM241 199V200H242ZM249 199V198H248ZM248 199H245L244 201H246V200H248ZM105 200V199H104ZM151 200V199H150ZM227 200V199H226ZM226 200H223V202H222V205H223V207H222V211L224 212V214H225V218H220V217H218L214 212H213V217L211 218L212 219V222L213 223H215V230H214V232L216 233H220V231L221 230H223V228H227V230H228V233L232 236V238L233 237H236V236H239V234L237 235V228H238V226L237 225H235V226H237V228H231V226H232V224L233 223H231L230 222V212L232 211V209H233V207H230L229 205H230V203L231 202H228V200L226 201ZM237 200L235 201L236 203H237ZM16 201V202H17ZM100 201H102V199L100 198ZM122 201H123V199H122ZM122 201H121V199H120V201H115L114 200V202H118L117 204L119 205V209L121 208L122 210H124L123 208L125 207L124 206V204H123V206L124 207H121V205H120V202L122 203ZM131 201V200H130ZM132 201H134V200H132ZM153 201H156V200H153ZM238 201H240V200H238ZM255 201V200H254ZM103 202V201H102ZM101 202V203H102ZM110 202V201H109ZM128 202H129V200H128ZM137 202V201H136ZM135 202V203H136ZM150 202V201H149ZM151 202H152V200H151ZM248 202V201H247ZM252 202V201H251ZM104 203V205H105V202H103ZM107 203V202H106ZM111 203H113L112 201L110 202V204H108L109 206H106V208L107 207H109V209H111L110 207H112L113 205L111 204ZM124 203H125V201H124ZM132 203V202H131ZM140 203V202H139ZM236 203H234V204H236ZM241 202H238L237 204H240ZM242 203H243V201H242ZM245 203V202H244ZM253 203V202H252ZM257 203H258V201H257ZM256 203V204H257ZM106 204V205H107ZM116 204V205H117ZM126 204V203H125ZM128 204V203H127ZM126 204V205H127ZM134 204V203H133ZM133 204H130V206L132 205L133 207L134 206H137V205H143L144 204V202L143 203H140V204H136V205H133ZM255 204V203H254ZM110 205H112V206H110ZM116 205H115V207H116ZM129 205V204H128ZM141 205V206H142ZM145 205L146 206H148L149 207V205H151V204H146L145 203ZM158 204H156V206H157ZM146 206L145 207H142V209H141V207L139 208L138 207V209L140 210L141 209V212H144L145 210H143V208H146ZM159 206V205H158ZM157 206V207H158ZM232 206V205H231ZM234 207H235V205H233ZM236 206H239V205H236ZM245 206V205H244ZM249 206H251V205H249ZM253 206H255V205H253ZM258 206V205H257ZM85 207H87V206H85ZM115 207H113V208H115ZM133 207L131 208V209H133ZM154 207V206H153ZM151 207L152 209L151 210H153L154 208H156V210L155 211H157V207ZM260 207V206H259ZM258 207V208H259ZM261 207H263V204H262V206ZM118 208L116 207V210H118ZM135 208L136 207H134V210H135ZM150 208V207H149ZM159 208V207H158ZM236 208V207H235ZM249 208V207H248ZM254 208V207H253ZM88 210H89V208H87ZM127 209V208H126ZM129 209V208H128ZM127 209V210H128ZM160 209V208H159ZM158 209V210H159ZM244 209V208H243ZM251 210H252V208H250ZM262 209H264V207L263 208H261V210ZM113 210V209H112ZM127 210H125V211H127ZM138 210V211H139ZM143 210V211H142ZM147 210H148V208H147ZM245 210V209H244ZM243 210V211H244ZM248 210V209H247ZM258 210V209H257ZM87 211V210H86ZM119 211V210H118ZM124 211V212H125ZM133 211V210H132ZM154 211V212H155ZM259 211H260V208H259ZM90 212V211H89ZM88 212V213H89ZM100 212V211H99ZM149 212H150V214H152L153 213V211H150V209H149ZM148 211H147V213H149ZM152 212V213H151ZM159 212V211H158ZM157 212V213H158ZM215 212H217V211H215ZM246 211H244V213H245ZM250 212V210L248 211V213ZM258 212V211H257ZM257 212L255 213V212H252V213H254V215L255 214H257ZM145 214H146V212H144ZM165 213H167V212H165ZM219 213V212H218ZM247 213V212H246ZM260 213H263L264 214V211L263 212H261L260 211ZM104 214V213H103ZM155 214H156V212H155ZM168 214H171V213H168ZM203 214V213H202ZM219 214H221V213H219ZM233 214V213H232ZM235 214H237V213H234V215ZM238 214H239V212H238ZM250 214V213H249ZM249 214H247V215H249ZM88 215V214H87ZM100 215H101V212H100ZM147 216H149L150 217V215H148V214H146ZM153 215H154V213H153ZM152 215V216H153ZM166 215V214H165ZM177 215H178V213H177ZM176 215V213H175V216H177ZM181 215V214H180ZM183 215V214H182ZM230 215V216H229ZM261 215V214H260ZM28 216V217H29ZM103 216V215H102ZM119 216V215H118ZM134 216H136V215H134L133 214V217ZM139 216V215H138ZM157 216V215H156ZM159 216H161L160 214H159ZM224 216V215H223ZM256 216H258V215H256ZM263 216V215H262ZM88 217V216H87ZM115 217V216H114ZM117 217V216H116ZM127 217H128V215H127ZM129 217H132V216H130L129 215ZM178 217H180L179 215H178ZM183 217V216H182ZM181 217V218H182ZM251 217V216H250ZM249 217V218H250ZM253 217V216H252ZM251 217V218H252ZM260 217V216H259ZM258 217V218H259ZM264 217V216H263ZM113 218V217H112ZM150 218H153V217H150ZM184 218H185V216H184ZM125 219H126V217H125ZM142 218H140L139 220H141ZM145 219V218H144ZM143 219V220H144ZM218 219H220V221H218ZM239 219H241V217L239 218ZM245 219H247V218H245ZM244 219V220H245ZM257 219V218H256ZM262 220L264 219V218H261ZM115 220L116 221H118L116 218H115ZM120 220H122V218L120 219ZM119 220V221H120ZM143 220H141L142 222H143ZM183 220V219H182ZM186 220V218L184 219V221ZM252 221V224H250L249 225V223H247L246 224V222H245V224L244 225H248V227L250 228V226L251 225H253V228H255L254 227V224L256 223V222H254L255 220H254V218H252V219H248V221ZM258 220H260V219H258ZM261 220V221H262ZM126 221L128 222V220H124V222H123V224L124 223H126ZM144 221H146V219L144 220ZM236 221H238V220H236ZM243 221V220H242ZM2 222V221H1ZM18 222H19V220H18ZM112 222V221H111ZM111 222L109 223L110 224V226L112 225L111 224ZM130 222V221H129ZM149 222V221H148ZM167 222H169V221H167ZM253 222H254V224H253ZM17 223V222H16ZM116 223V222H115ZM115 223L113 224V225H115ZM122 222H120V224H121ZM153 223H155V222H153ZM160 223V222H159ZM159 223H157L156 222V224L157 225H159ZM162 223H164V221L162 222ZM171 222H169L168 224H170ZM261 223V222H260ZM127 224V223H126ZM131 224V223H130ZM151 223L149 222V226H151L150 225ZM165 225V227L166 228H168V227H171V226H168L166 223H164ZM203 224L206 226V227H208V225H209V221H208V218L207 217H205V216H203ZM238 225H240L241 223H237ZM243 224V223H242ZM241 224V225H242ZM262 224V223H261ZM261 224H259L260 226H261ZM107 225H108V223H107ZM119 225V224H118ZM125 225V224H124ZM147 225V226H148ZM160 225L162 226V224L160 223ZM240 225V226H241ZM264 225V224H263ZM101 226V225H100ZM103 226V225H102ZM116 226V225H115ZM114 226V227H115ZM120 226H123L122 224L120 225ZM129 226H131V225H129ZM148 226V227H149ZM163 226V227H164ZM243 226V225H242ZM112 227V226H111ZM119 226H117V227H115V228H118ZM173 227V226H172ZM170 228V230H172L173 228ZM204 227V226H203ZM247 227V226H246ZM248 227L246 228V230L248 229ZM262 227V226H261ZM100 228V227H99ZM98 228V230H100ZM105 228V227H104ZM122 228V227H121ZM129 228V227H128ZM128 228H126V229H128ZM144 228V227H143ZM146 228V227H145ZM152 228H153V225H152ZM205 228V227H204ZM114 229V228H113ZM126 229H124L125 230V232H127L126 231ZM243 229H244V226H243ZM242 229V230H243ZM251 229V228H250ZM111 230H112V228H111ZM115 230H117V229H115ZM119 230V229H118ZM132 230V229H131ZM103 231V230H102ZM105 232H107L106 230H104ZM128 231L130 232V229H128ZM135 231V230H134ZM137 231V230H136ZM206 231V233H207V230H205ZM253 231H255L254 229H253ZM117 232V231H116ZM118 232H120L121 233V231H118ZM132 232H133V230H132ZM139 232V231H138ZM242 232H244V230L242 231ZM247 231H245L244 233H246ZM119 233V234H120ZM134 233V235H135V232H133ZM99 234H100V231H99ZM106 234V233H105ZM118 234V233H117ZM122 234V233H121ZM125 234V233H124ZM208 234V233H207ZM242 234V233H241ZM241 234H240V236H241ZM127 235V234H126ZM125 235V236H126ZM247 235V234H246ZM118 236V235H117ZM137 236V234L134 236L136 239L137 238H139V236H141V235H138V237H136ZM248 236H249V234H248ZM247 236V237H248ZM127 237H129V236H127ZM134 237H130L131 239L132 238H134ZM173 237V236H172ZM242 237V236H241ZM251 237V236H250ZM250 237H248L249 239H251ZM134 238V239H135ZM133 239V240H134ZM140 239V238H139ZM142 239V238H141ZM243 239V238H242ZM246 239V238H245ZM263 238L261 237V238H259V240L258 241H256V242H259V241H261ZM2 240V239H1ZM138 240V239H137ZM177 240H179V239H177ZM177 240H175L174 242L175 243H177L178 244V242H177ZM244 240V239H243ZM127 241V240H126ZM140 241V240H139ZM143 241V240H142ZM168 241H170V240H168ZM172 241V240H171ZM242 241V240H241ZM246 241V240H245ZM250 240H248V242H249ZM252 241V240H251ZM254 241V240H253ZM145 242V241H144ZM148 242V240H146V243ZM163 242V241H162ZM174 242H173V244H174ZM240 242V241H239ZM243 242V241H242ZM248 242H246V243H248ZM99 243V245H100V242H98ZM102 243V242H101ZM129 243V242H128ZM166 243V242H165ZM1 244V243H0ZM149 244H151L150 242H149ZM166 244H168V242L166 243ZM248 244H250V247H253V245L251 246V243L249 242ZM253 244H255V243H253ZM260 244H262V242L260 243ZM158 245L159 244H157V247H158ZM165 245V244H164ZM259 245V244H258ZM173 247H174V245H172ZM171 246V247H172ZM178 246V245H177ZM248 246V245H247ZM255 246H257V244H255ZM254 246V248L256 249V247ZM260 246V245H259ZM263 245H261V248L262 249H264V247H262ZM2 247V246H1ZM163 247V246H162ZM165 247H167V245L165 246ZM164 247V248H165ZM168 247H170V244L168 245ZM170 247V248H171ZM172 247V248H173ZM250 247H247V248H250ZM37 248V249H38ZM99 248H100V246H99ZM146 248H149V247H146ZM171 248V249H172ZM175 248V247H174ZM180 248V247H179ZM179 248H175L176 249V251H177V249H179ZM241 248H243V247H241ZM244 248H246V247H244ZM246 248V250H248ZM259 247H257V249H258ZM102 249V248H101ZM159 251H161L162 252V250H160L159 248H157ZM169 249V248H168ZM171 249H169V250H167V252H165V253H167L168 255H169V253H171L170 252V250ZM260 249V248H259ZM148 250V249H147ZM158 250H155V252L156 251H158ZM165 250V249H164ZM164 250H163V252H164ZM229 250H232V249H230V247H229ZM251 250H252V248H251ZM150 251V250H149ZM169 251V252H168ZM172 251H175L174 249L172 250ZM179 251V250H178ZM183 251V250H182ZM245 251V250H244ZM249 251V250H248ZM1 252V254H2V250L0 251ZM181 252V250L179 251V253ZM152 253H154V251H152ZM160 253V252H159ZM158 252H157V254H159ZM165 253H163V254H165ZM246 253V252H245ZM156 254V255H157ZM166 254V255H167ZM177 254H178V252H177ZM183 254V253H182ZM182 254H180V256H179V258L181 257V255ZM194 254V253H193ZM196 254V253H195ZM150 257L152 256L151 255V252H150ZM154 255H155V253H154ZM159 255H161V254H159ZM179 255V254H178ZM158 256V255H157ZM162 256V255H161ZM170 256V255H169ZM159 257V256H158ZM183 257V256H182ZM182 257H181V259H182ZM205 257L207 258V260H208V264H232V263H226L225 262V259L223 258V255H222V252H217V251H214L213 252V255H210V253L209 252H206L205 253ZM1 258H3V257H1ZM154 258H156L155 256L152 258L153 260H155ZM164 258H168V257H166V256H164ZM170 258V260L171 261H173L174 262V260H172L171 258H173V257H169ZM168 258V259H169ZM175 258H177V257H175ZM174 258V259H175ZM181 259H179L180 261H182ZM186 259V258H185ZM190 259H191V257H190ZM197 259V258H196ZM195 259V260H196ZM2 260L3 259H1V262H2ZM148 260H149V262L151 261L150 259H147V262H148ZM169 260V261H170ZM178 260V261H179ZM162 261H163V259H162ZM161 261V263H166V262H168V260L166 261V262H162ZM177 261V262H178ZM183 261H185L184 260V258H183ZM189 261V260H188ZM187 261V263H189ZM232 261H233V264H241V262H240V259H239V257H237L236 255H232ZM1 262H0V264H1ZM136 262V261H135ZM138 262H139V260H138ZM145 262V261H144ZM176 262V261H175ZM192 262H193V260H192ZM140 263V262H139ZM139 263H137V264H139ZM142 263V262H141ZM146 263V262H145ZM151 263H153L152 261H151ZM178 263H180V264H182V262H178ZM186 264V262H183V264ZM147 264V263H146ZM149 264V263H148ZM153 264H155V263H153ZM168 264V263H167ZM174 264H176V263H174ZM189 264H191V263H189Z\"/></svg>", "mask_w": 264, "mask_h": 264}, {"label": "clouds", "instance_id": "9594fccd", "mask_svg": "<svg viewBox=\"0 0 264 264\" xmlns=\"http://www.w3.org/2000/svg\"><path fill=\"white\" fill-rule=\"evenodd\" d=\"M50 9L57 14L51 27L57 30V36L65 42V57L69 69L73 72L83 70L94 73L102 62L95 39L91 34L101 26L102 12L94 0H50ZM180 8L175 0H166L164 4V22L169 32H175L180 26L174 22L173 14ZM220 49L231 43L227 36H217L215 42ZM213 43L204 42L200 46L205 51ZM240 49L232 46L229 54L217 65L219 74L205 70L203 58H194L193 62L180 67L179 56H172L167 70L152 80L148 91L159 100L171 102L173 98L185 97V103L191 105L192 97H202L206 106L192 107L194 123L187 131L185 140L178 152L189 170L203 172L210 160L208 138L215 129L228 130L239 128L251 132L264 123V107L252 108L258 94V85L253 72L239 59ZM123 67V63L118 61ZM181 105L177 107V110ZM257 139L264 141V128L257 133Z\"/></svg>", "mask_w": 264, "mask_h": 264}]
</instances>
